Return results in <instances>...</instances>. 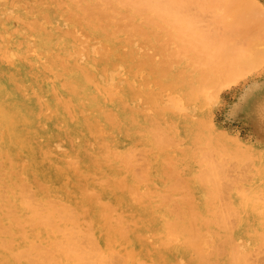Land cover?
<instances>
[{"label":"rangeland","instance_id":"rangeland-1","mask_svg":"<svg viewBox=\"0 0 264 264\" xmlns=\"http://www.w3.org/2000/svg\"><path fill=\"white\" fill-rule=\"evenodd\" d=\"M14 2H12V0H1V2H0V6H3V9L0 7V17H1V15H3L2 17H1V19H0V28L2 29H0V45H2L3 44V48L4 49H6L9 53L12 51V52H14L15 53V59L17 60V59H25V57L32 51V49H31V47L32 46H34V44H35V46L36 47H34L33 48V50L34 51H36V53H42L41 55H44V56H54L58 51H54V50H59V52H60V49H65L66 48V46H64L65 44H68L67 46L70 48V46L72 45H74V44H76L77 43V40H75V39H81L82 40V42H83V39L84 38H87L88 39V37H90V40H87V39H84V45H85V47H86V45L88 44V46H87V50H86V52L88 51H90V50H93L92 48H94V47H91V46H95V48H94V50L93 51H96V50H98L97 48H98V46L101 44L102 46H104L105 47V45H106V47L105 48H108V49H110L109 47H112V49H111V53L108 51L107 52V54H104V53H102L101 54V57L100 58H98L99 56L97 55V57H96V54H94V56L93 57H90L89 55H87L86 53V57H85V59L84 60H87V61H89V64H87L85 67H83L82 68V71L84 72V73H86V74H88L87 75V77H86V79H85V83H86V90H89V91H91V92H93V93H100V94H97L98 96H99V99H101V100H108L109 99V96L103 91V90H107V87H110L109 85H106L107 83L108 84H111V82L113 81V82H115V85L113 84V82H112V87L113 86H115L114 88H119V89H121V88H123V86L125 85V80H126V77H127V74H128V71H126L127 69V66H128V61L130 62V63H136V64H138L139 66H141L144 62L143 61H147V60H149V57H151L152 58V60L154 59L153 58V54H155V59H156V61L155 62H157L159 65L161 64V62L163 63V66H166V68L167 69H169V68H171V72H170V77H174V75L175 74H178V75H181V76H183V77H181V80L182 81H187V80H189V76H191L192 75V73H197L196 72V65H197V59H198V56L196 57V55H195V53L194 52H192L191 50H189V48L190 47H188L187 45L188 44H190L191 42H190V40L188 41V39H185V38H183V36H182V33L179 31V29H178V27L176 26L175 27V24H173V19H172V17L168 14V13H166V14H162V15H155V14H153V13H149V12H145V17H147L148 16V19H149V22H151V23H153V22H155L154 23V25L152 24V26H153V29H152V27H150V26H148L150 23H148V25L146 26L145 24H143L144 22H146V20H144V22H142L143 20V18H144V15H143V13L141 14V15H136V9L134 10L130 5H129V3L127 2V0H119L120 1V3H119V1L118 0H108V2H106L107 3V5H106V3L104 2V0L102 1V0H41V1H43L42 3H41V1L40 0H18V1H16V0H13ZM26 1V2H25ZM38 1V2H37ZM63 1V2H62ZM107 1V0H106ZM111 3H110V2ZM118 1V2H117ZM255 1V4L254 5H252L251 7H250V9L252 10V14H254V16H255V19H256V21L257 20H259V17L257 18V14H258V11H259V14H258V16H260V20L258 21V22H260L261 23V25H262V23H263V27H262V29H264V16L262 15V14H264L263 12V10H264V0H254ZM97 4H101V6H96L95 4L96 3ZM117 2V3H116ZM257 2V3H256ZM260 2V3H259ZM6 3V4H5ZM13 3L15 4L14 6H16V7H14V6H12L13 5ZM18 3V4H17ZM34 3V4H33ZM108 3H110V4H108ZM12 4V5H11ZM42 4H44V5H42ZM53 4V5H52ZM92 4H94V6L92 5ZM121 4V5H120ZM124 4H125V6L127 5H129L128 6V8H129V15H127L128 13L126 12L127 10H128V8H127V10L125 9V6H124ZM261 4V5H260ZM9 5H10V8H9ZM26 5V6H25ZM32 5V6H31ZM90 5H92L93 7H94V9H93V7H90ZM112 5V8H113V6L115 7V8H117V10L118 11H120V12H126L127 14L125 15V13H124V17L126 16H129V17H131V21H133V22H136V23H138V25H141L142 27H145V31H146V33H148V36H146L145 34H143L144 32H138L137 30V27H136V31L137 32H135L134 31V26H138V25H132V23H130L131 21H130V19H129V17H128V19H129V21L126 19V18H123L122 20L120 19V21L121 22H123V23H119V20H117V17H119V15L120 16H122L120 13H118L116 10H115V12L113 11L114 10V8H113V10L110 8V6ZM123 5V6H122ZM48 6H50V7H48ZM60 6V7H59ZM103 6H104V8H103ZM263 6V7H262ZM6 7H7V9H10V10H7L6 9ZM13 7V8H12ZM32 7V8H31ZM105 7L106 8H108V9H105ZM195 7V6H194ZM194 7H190L191 8V11H192V13H197L198 14V19H199V22L196 24V26L197 27H195L194 29H198V30H196L199 34L200 33H205V32H208V33H211L212 35L213 34H217V33H219V32H222V25H219V24H216L215 22H214V17L216 16V13L217 12H215V10H209V11H205V12H200V13H198L199 11L197 10V9H194L193 10V8ZM19 8V9H18ZM41 8V9H40ZM46 8V9H45ZM93 10H92V9ZM101 8H103V10L101 9ZM120 8V9H119ZM256 8V9H255ZM35 10V12H34V10ZM99 9H100V11H99ZM258 9V10H257ZM261 9V10H260ZM7 12H6V11ZM43 10V11H42ZM45 10V11H44ZM96 10V11H95ZM2 11H4L3 13H2ZM12 11H13V13H12ZM36 11H38V12H36ZM42 13H41V12ZM132 11H134V12H132ZM106 12H107V14H106ZM111 12V13H110ZM12 13V14H11ZM19 13V14H18ZM28 13V14H27ZM32 13H39V14H42V15H44L45 16V18L43 19V20H45L43 23L42 22H39L38 21V23H39V25H38V23H37V21L35 22V18L33 19L32 17H31V14ZM44 13V14H43ZM49 13V14H48ZM114 13H115V15H114ZM131 13H134V15H132V16H135V19H132V16H131ZM147 13V14H146ZM9 14H11V15H13V16H10L9 17ZM25 14V15H24ZM48 15V17H47V15ZM103 14V15H102ZM105 14L106 15H110V16H105ZM203 14V15H202ZM256 14V15H255ZM102 15V16H101ZM113 17H112V16ZM149 15H151V16H149ZM154 16V18H152L153 16ZM262 15V16H261ZM39 16H41V15H39ZM100 16H101V18H100ZM168 16V17H167ZM202 16V17H201ZM214 16V17H213ZM17 17H20V19L19 18H17ZM42 17V16H41ZM142 17V18H141ZM162 17V18H161ZM213 17V18H212ZM12 18V19H11ZM51 18V19H50ZM120 18V17H119ZM118 18V19H119ZM140 18H141V20H140ZM155 19L156 20V18H159V19H157L156 21L155 20H152V19ZM167 19V21H166V19ZM168 18H170V19H168ZM3 19V20H2ZM25 21H24V20ZM32 21H31V20ZM49 19H50V21H49ZM73 20V22H71V21H69V20ZM145 19H147V18H145ZM148 19H147V22H148ZM165 19V20H164ZM5 20V21H4ZM31 22H30V21ZM47 20V21H46ZM51 20H52V22H51ZM58 20V21H57ZM79 20V21H78ZM96 20H98V21H96ZM159 20V21H158ZM168 20H170V22L168 21ZM9 21V22H8ZM13 21H15V22H13ZM49 21V22H48ZM126 21H128L130 24L129 25H127L128 24V22H127V24H125L126 23ZM141 21V22H140ZM163 21V22H162ZM164 21H166V22H164ZM3 22V23H2ZM18 22V23H17ZM50 22H51V24H50ZM58 22V25L61 27V26H63L62 27V29L59 27V26H57L56 25V23ZM65 22H66V24H65ZM167 22H169V27H168V23ZM202 22H203V24H202ZM206 22V23H205ZM14 23V24H13ZM41 23V24H40ZM70 23V24H69ZM83 23V24H82ZM109 25H108V24ZM162 23H164V24H162ZM4 24V25H3ZM34 24H36V25H34ZM43 24V26H41ZM45 24V25H44ZM120 24L121 25H123V26H121V28H120ZM163 26H162V25ZM170 24H172V26L170 25ZM202 24V25H201ZM22 25V26H21ZM76 26V27H73V26ZM97 25H98V27H97ZM130 25H132V26H130ZM158 25H161L160 27L158 26ZM164 25H166L165 26V28H164ZM2 26H3V28H2ZM35 26V27H34ZM46 27L45 29L43 28V27ZM82 26V27H81ZM106 26V27H105ZM170 26H171V30H172V33L175 35V36H173V37H170V36H172L173 34H170L171 33V30H170ZM5 27H7V28H5ZM66 27H68V28H66ZM95 27H97V28H95ZM124 27V28H123ZM128 27V28H127ZM130 27V28H129ZM139 27V26H138ZM118 28H120L119 30H121V31H118L117 29ZM126 28H127V30L129 29V31H126ZM148 28H150V33H149V29ZM168 28H169V32L167 31L168 30ZM173 28H174V30H176V31H174L173 30ZM4 29V30H3ZM37 29V30H36ZM57 29V30H56ZM70 29V30H69ZM90 29V30H89ZM105 29V30H104ZM143 28H140L139 30L141 31ZM155 29V30H154ZM159 29L160 30H162V31H160L159 32ZM261 29V30H262ZM6 30V31H5ZM11 30V31H10ZM22 30V31H21ZM38 30H41V31H38ZM46 30H47V32H46ZM53 30H55V31H53ZM74 30V31H73ZM78 30H81V31H79L80 32V34L77 32ZM124 30H125V32H124ZM144 30V29H143ZM8 31V32H7ZM19 31H20V33H21V35H20V33H19ZM45 31V32H44ZM59 31V33H57ZM75 31H76V33H78V36L76 35V33H75ZM111 33H110V32ZM115 31V32H114ZM131 31V32H130ZM135 32V34H133V32ZM151 31H154L152 34H151ZM155 31H157V34L155 33ZM9 32H11V35L9 34ZM17 32V33H16ZM39 32H41V33H39ZM69 32V33H68ZM164 32H168V33H165V35H163L164 34ZM177 32V33H176ZM23 33V34H22ZM36 33V34H35ZM50 33V34H49ZM54 33V34H53ZM67 33H68V35H67ZM99 33V34H98ZM107 33H108V35H107ZM117 33V34H116ZM163 33V34H162ZM26 34V35H25ZM33 36H32V35ZM44 34V35H43ZM47 34H49V35H47ZM87 35V37H85V35ZM105 34H106V36H105ZM14 35H15V37H14ZM28 35L30 36V38L28 37ZM42 35V36H41ZM61 35H63V36H61ZM110 35V36H109ZM127 35L129 36L128 37V39L126 38L127 37ZM136 35V36H135ZM170 35V36H169ZM260 35H261V40L258 42V43H256L255 44V48H256V51H257V53L259 54V55H257L255 58H254V60L253 61H250V65H248V66H246V67H244L243 69H241V70H239V71H237V72H235V73H232V74H226L225 76H223V78H221V79H219V81L217 80L216 82H214V83H212L210 86H208V87H210V89H211V91H212V93L210 94V92L209 91H207L206 89H205V91H207V92H209V95H210V97H207L208 96V93H206L207 95L205 96V97H207V99L209 100V101H207L205 98H204V91L202 92V96L200 95V96H198V98L197 99H199V101L198 100H193L194 102H196V103H194V102H192V101H189L188 99V101L186 100V98L184 97V95L181 93V92H179V93H177V94H179V95H177L176 93L174 94V93H170V92H168V91H165L164 93L163 92H161L160 91V96L159 97H156L155 96V98H154V100H153V102H150V104H148V103H145V104H143L142 106H141V108H140V110H139V108H133L132 110H133V114L132 115H134V116H129V115H127L128 117H126V118H123V121L121 122V124H114V122H110V119L107 117V116H103V115H101V114H99V118L102 120V124H104V127H106L107 129H109V130H107V132H108V134L110 135H107V137H105V142L104 141H101V142H97L96 141V143L94 144H92V147H90L91 148V150L92 151H96V152H98V154L100 155V157H101V161H102V169L99 171V172H97L96 174H93L94 176H92V179H94L95 181H94V183L93 184H91L92 186V188H90V189H93L94 190V192H95V195L96 194H98V196L96 195L95 197L97 198H95V200L97 201V203H100L101 204V202L102 203H104L105 204V202H106V204H110V205H108V206H110L109 207V210L108 209H106V210H108V211H106V210H104L102 213V219H100V222H102V225H103V223H107L106 225H110V223H112L111 225L114 227H112L111 225V229L110 228H108V229H110V230H115V231H118V233H122V235H123V232H124V234L125 233H127V234H130V232H132V229H133V231H134V229H135V225L136 224H139L138 223V221H135L134 219H133V217H131L130 215L128 216V214H125V213H127V211H125L123 208L124 207H120L119 206V204H117V203H115V202H113L111 199H112V195L111 194H113V192H110V193H106V194H104L105 193V189L107 188V190L106 191H112V190H115V189H117L118 191H119V189L118 188H116V185H118V183H121V181L122 180H125V181H127L128 182V184L129 185H131V186H134V184L135 185H137V186H139L140 188L141 187H143L144 189H145V192H144V196H142V199H140L139 201H140V203H138V202H135V201H133V200H125V199H127L126 197H124V200L126 201L125 202V206H127V207H125V208H128V207H132V206H134V208H136L137 209V211H138V213L139 214H137V217L138 218H140V219H142V220H144V221H146V222H148L149 220V222L147 223V226H149V227H147V229H150V234L151 235H153L155 238H156V242H160L161 240H162V238H164L167 234H164V233H167V232H169V233H171L170 231H174V229H175V231L177 230V229H179V230H181V232H180V234L181 235H179V239H184L183 240V243H182V246H184L185 247V249H188L187 247H188V245H189V243L187 244V243H184V241H186V239H189V237H193V235H195L194 237H196V236H199V237H203L202 239L204 240V243L206 244V241L208 242V243H210V241H212V239H213V241L212 242H214L213 243V245L210 243L209 245H208V243H207V247H206V252L207 253H205L204 252V254H203V251H205V246L206 245H204L203 246V251L201 252V259L199 258L200 257V255H199V257L198 258H195V260L194 261H196L197 263H195V264H223V262L225 263V264H232V263H230V261L231 260H233V263L234 264H238V262L239 261H241V263L242 264H247V263H253V262H256V263H260V264H264V244L262 245L261 243H264V206L263 207H261L260 205H262V204H264L263 202H264V197H263V195H264V39H263V35H264V30H262L261 32H260ZM31 36H32V38H31ZM48 36V37H51V38H54V42L52 43V42H46L44 39L46 38V37ZM75 36V37H74ZM109 36V37H108ZM123 36V38H121ZM150 36V37H149ZM163 36V37H162ZM170 38H169V37ZM177 36V37H176ZM181 36V37H180ZM5 37V38H4ZM13 37V38H12ZM26 37V38H25ZM45 37V38H44ZM64 38V40H63V38ZM101 37V38H100ZM103 37V38H102ZM111 37V38H110ZM113 37V38H112ZM169 39H168V38ZM3 38V39H2ZM9 38V39H8ZM15 38H16V40H15ZM36 38V39H35ZM56 38V39H55ZM66 38H68V39H66ZM69 38H70V40H69ZM92 38V39H91ZM97 38H98V40L99 41H101V42H99L98 40H97ZM165 38H167L166 39V42H165ZM172 38V39H171ZM30 39V40H29ZM57 39H60V40H57ZM95 41H94V40ZM109 39H110V41H109ZM117 40V41H115V40ZM120 39V40H119ZM135 39V40H134ZM138 39V40H137ZM175 39H177L176 40V43L178 42L179 44H180V41H181V43H183V44H181V45H179L178 46V44H176L175 43ZM180 41H179V40ZM183 39L185 40V41H183ZM8 40H10V41H8ZM29 40V41H28ZM36 40V41H35ZM107 40V41H106ZM169 40H174V41H170V43H172V45H175V46H172L170 43H169V45H168V43H167V41H169ZM24 41H27V42H24ZM57 41V42H56ZM96 41H98L99 43H97ZM115 41V42H114ZM123 41V42H122ZM186 41H187V43H186ZM263 41V42H262ZM2 42V43H1ZM6 42V43H5ZM10 42H11V44H10ZM31 42H35V43H31ZM38 42V43H37ZM70 42V43H69ZM74 42V43H73ZM87 42H89V43H87ZM93 42H94V44H93ZM114 42V43H113ZM118 42V43H117ZM147 42V43H146ZM51 43V44H50ZM56 43V44H55ZM59 43V44H58ZM72 43V44H71ZM106 43V44H105ZM108 43V44H107ZM112 43V44H111ZM164 43V44H163ZM174 43V44H173ZM247 42H245V40H242V41H240V43L238 44V51L239 52H245V51H247V47H248V44H246ZM18 46H17V45ZM50 44V45H49ZM55 44V45H54ZM62 44H64V45H62ZM114 44V45H113ZM116 44H117V46H116ZM129 44V45H128ZM161 46H160V45ZM185 44H186V49H183V48H185L184 46H185ZM247 46H246V45ZM260 44H261V46H260ZM12 45V46H11ZM41 45V46H40ZM47 45L49 46V47H47ZM61 45V46H60ZM109 45V46H108ZM167 45V46H166ZM8 46V47H7ZM56 46V47H55ZM60 46V47H59ZM71 46V47H72ZM115 46V47H114ZM119 46H120V48H119ZM122 46V47H121ZM126 48H125V47ZM132 48H131V47ZM141 46V47H140ZM150 46V47H149ZM169 46H172V48L171 47H169ZM181 46V47H180ZM245 46V47H244ZM16 47V50L14 49ZM43 47V48H42ZM51 47V48H50ZM65 47V48H64ZM143 47V48H142ZM158 47L160 48V49H158ZM168 47V48H167ZM242 47V48H241ZM261 47V48H260ZM100 48L102 49L103 47H101V46H99V51H100ZM105 48H103V49H105ZM125 48V49H124ZM142 48V49H141ZM166 48V49H165ZM169 48H171V49H169ZM181 48V49H180ZM259 48L261 49V50H259ZM15 51H14V50ZM49 49V50H48ZM54 49V50H53ZM90 49V50H89ZM102 49V50H103ZM119 49V50H118ZM122 49V50H121ZM126 49H127V51H126ZM130 49V50H129ZM132 49H133V51H132ZM145 49H147V50H145ZM168 49V50H167ZM172 49L174 50L173 52H170V51H172ZM178 49V50H177ZM179 49H180V51H179ZM18 50V51H17ZM21 50V51H20ZM26 50V51H25ZM31 50V51H30ZM41 50V51H40ZM52 50V51H51ZM114 50H116V52L114 51ZM182 50H183V54H182ZM30 51V52H29ZM104 52L106 51V50H103ZM102 51V52H103ZM122 51V52H121ZM124 51V52H123ZM172 54H170L169 52ZM176 51H179V52H177V53H175ZM186 51V52H185ZM193 53V57L195 58L196 57V61H190V60H195L194 58H192V57H190V56H192V53ZM21 53V55H20V53ZM131 52V53H130ZM136 52V53H135ZM140 52V53H139ZM189 52V53H188ZM261 52V53H260ZM44 53V54H43ZM118 53H120V55H121V57L119 56V55H116V54H118ZM125 53V54H124ZM126 53H127V55H126ZM169 55H168V54ZM180 53V54H179ZM187 53V54H186ZM27 54V55H26ZM52 54V55H51ZM124 54V55H123ZM132 54V55H131ZM138 54V55H137ZM165 54V55H164ZM175 54V56H173ZM189 54H190V56H189ZM23 55V56H22ZM107 55V56H106ZM123 55V56H122ZM131 55V56H130ZM170 55H171V57H172V59L174 60V57H175V59L177 58V62L179 63V61L180 60H182V61H180V65L179 64H177L175 61H172L171 60V58H169L170 57ZM176 55H177V57H176ZM182 55V56H181ZM187 55L189 56V57H187ZM64 56V55H63ZM90 58H88V57ZM104 56H106V57H104ZM109 56V57H108ZM115 56V57H114ZM128 59V60H123V59H126L125 57ZM133 56V57H132ZM146 56V57H145ZM158 56V57H157ZM164 56H166V58H164V62H166V63H164L162 60H163V57ZM66 59H67V56H64ZM143 57V58H142ZM148 57V58H147ZM185 57H187V58H185ZM139 58V59H138ZM158 58V59H157ZM180 58V59H179ZM189 58V59H188ZM191 58V59H190ZM71 59H73V58H71ZM93 59V60H92ZM107 60L106 62L105 61H103V60ZM122 59V60H121ZM147 59V60H146ZM170 59V60H169ZM178 59H179V61H178ZM188 59V60H187ZM114 61V62H112V61ZM116 60V61H115ZM97 61V62H96ZM100 61H101V63H100ZM122 61V62H121ZM167 61H169V63H170V61H172L173 62V64H172V62H171V66H173V68L172 67H167V65L168 66H170L169 65V63L167 62ZM110 62V63H109ZM119 62V63H118ZM126 62H127V64H126ZM143 62V63H142ZM175 62V63H174ZM257 62V63H256ZM260 62V63H259ZM104 63V64H103ZM140 63V64H139ZM142 63V64H141ZM168 63V64H167ZM92 64H94V65H92ZM118 64V65H117ZM145 64V63H144ZM189 64H192L193 66H191V65H189ZM104 65H106L105 67H103ZM121 65V66H120ZM124 65V66H123ZM177 65V66H176ZM256 65V66H255ZM89 66V67H88ZM94 66H95V68H94ZM110 66V67H109ZM114 66H115V68H114ZM118 66V67H117ZM120 66V67H119ZM91 67V68H90ZM99 67L100 68H102V69H99ZM113 67V68H112ZM117 67V68H116ZM123 67L125 68V70L123 69ZM192 67V68H191ZM90 68V69H89ZM97 68V69H96ZM175 68H178V69H175ZM181 68V69H180ZM183 68V69H182ZM186 68V69H185ZM193 68H195L194 70H193ZM85 69H88V70H86L85 71ZM92 69V70H91ZM141 69H145V70H147L148 72H149V67L148 66H146V65H144L143 66V68H141ZM174 69V70H173ZM189 69H191V70H189ZM94 70H95V72H94ZM112 72H111V71ZM115 70V71H114ZM121 72H123V73H121ZM170 70V69H169ZM174 72H173V71ZM183 72H182V71ZM104 71V72H103ZM114 71V72H113ZM122 75H120V76H118V75H116V74H114V73H118V72ZM125 71V72H124ZM180 71V72H179ZM185 71H186V73H185ZM96 72H97V74H96ZM101 72V73H100ZM176 72H178V73H176ZM188 72H190V73H188ZM46 73H47V75L50 77V78H52L53 76H54V72L53 71H46ZM99 73V74H98ZM106 73V74H105ZM111 73L113 74L112 76H111ZM184 73V75H182V74ZM189 75H188V74ZM243 73V74H242ZM102 74V75H101ZM110 75V76H109ZM125 75V77H123ZM91 76V77H90ZM97 76V77H96ZM102 76V77H101ZM103 76H104V79H103ZM184 76H186V78L184 77ZM122 79V80H120V78ZM226 77V78H225ZM107 78V79H106ZM118 79V81H117V79ZM124 78V79H123ZM183 78V79H182ZM110 81H109V80ZM116 81H115V80ZM185 79V80H184ZM226 79V80H225ZM92 80V81H91ZM94 80V81H93ZM103 80V81H102ZM221 80L223 81V82H221ZM232 80V81H231ZM50 81L52 82L53 81V78H52V80L50 79ZM100 81H102V82H100ZM107 81V82H106ZM123 81V82H122ZM229 81V82H228ZM106 84H105V83ZM117 82V83H116ZM97 83H99V84H97ZM102 83L105 85V86H103L102 85ZM220 83V84H219ZM87 84H89V85H91V87L89 86V85H87ZM124 84V85H123ZM216 84H218L217 86H216ZM95 85V86H94ZM117 85V86H116ZM121 85H123V86H121ZM224 85V86H223ZM254 85V86H253ZM47 86V84H45V87ZM87 86H88V88H87ZM103 86V87H102ZM119 86V87H118ZM211 86H212V88H211ZM214 86H216V87H218V88H216V87H214ZM262 86V87H261ZM106 87V88H105ZM214 87V88H213ZM83 87H82V85L80 86V89H82ZM251 88V89H250ZM95 89V90H94ZM209 89V88H208ZM209 89V90H210ZM216 89V90H215ZM219 89V90H218ZM254 89V90H253ZM256 89H257V91H256ZM93 90V91H92ZM215 93H214V92ZM67 92V93H66ZM65 92V94H63V95H60V98L61 99H63V98H68L69 99V101L70 100H72L71 99V96H72V92L70 91V90H67ZM214 93V94H213ZM250 93V94H249ZM106 94V95H105ZM247 94V95H246ZM65 95V96H64ZM67 95V96H66ZM162 95V96H161ZM173 95V96H172ZM211 95H213V96H211ZM249 95H251V96H249ZM62 96V97H61ZM64 96V97H63ZM108 96V97H107ZM78 97V96H77ZM102 97V98H101ZM210 98H212V99H210ZM250 98V99H249ZM158 99V100H157ZM167 100V103H166V106H165V108H167V112L165 111V108L164 109H162V107L161 106H158L159 108H157V103H159L160 105H161V102H163L164 103V100ZM180 99V100H179ZM77 100H78V98L75 100V101H70V104H72L71 106H72V108H71V111L73 112V113H75L76 112V109H74L73 108V106L74 105H77ZM160 100V101H159ZM169 101H177V103L178 102H181L182 103V101H183V103L181 104V103H178V104H180V108H178V107H175V108H173L174 110H173V112L171 111L172 110V107H170V105H169ZM108 102H109V105H108V109L109 110H111V109H113V108H117V109H120L121 108V105H118V104H116V106L115 105H110L111 104V102H113L112 101V99L111 100H108ZM134 104V102L132 103V105ZM155 104V105H154ZM188 106H187V105ZM195 104V105H194ZM134 105H136V104H134ZM168 105V106H167ZM181 105H183V108L181 107ZM186 105V107H184ZM194 105V106H193ZM179 106V105H178ZM206 106V107H205ZM133 107V106H132ZM192 108V110L190 109V108ZM195 107V109H193ZM247 107V108H246ZM96 108V106L94 105V109ZM145 108H147V109H145ZM151 108V109H150ZM171 110H170V109ZM180 110L181 108H182V112L181 111H179L178 112V109ZM189 109L188 111H184L185 109ZM197 108V109H196ZM143 109H145V110H143ZM151 110L150 112L148 111L147 113L145 112V111H147V110ZM186 109V110H187ZM169 110H170V112H169ZM138 113H136V112ZM140 111V112H139ZM163 111H165V113L163 112ZM181 112V113H180ZM185 112V113H184ZM135 113V114H134ZM177 113H179V114H177ZM144 114V115H143ZM167 116H166V115ZM172 114H174V115H172ZM193 114V115H192ZM140 115V116H139ZM149 115V116H148ZM191 115V116H190ZM101 116V117H100ZM137 116V117H136ZM183 116V117H182ZM208 116H210V117H208ZM103 117H104V119H103ZM130 117V118H129ZM133 117H135V118H133ZM140 117H141V119H140ZM145 117V118H144ZM148 117V118H147ZM165 117V118H164ZM188 118V119H187ZM191 118H194V120L193 119H191ZM253 118V119H252ZM155 119H156V121H155ZM185 119V120H184ZM210 119V120H209ZM107 120V121H106ZM109 120V121H108ZM133 120H134V122H133ZM137 120H139V121H137ZM174 120H175V122H174ZM178 120V121H177ZM180 120V121H179ZM196 120H197V122H196ZM207 120V121H206ZM106 121V122H105ZM144 121V122H143ZM147 121V122H146ZM158 121H160V122H158ZM188 121V122H187ZM193 121V122H192ZM200 121V124L202 123V124H204V123H206V124H208L210 127H209V129L207 128V126L205 125L204 127H206V130H205V128H203L201 125H199V122ZM202 121V122H201ZM135 122H137V124L135 123ZM141 122V123H140ZM143 122V123H142ZM146 122V123H145ZM156 122V123H155ZM191 122V123H190ZM209 122V123H208ZM128 123V124H127ZM192 123H193V125H192ZM110 124H112V125H110ZM134 124V125H133ZM141 124V125H140ZM160 124V126H158ZM110 125V126H109ZM118 125H119V127H118ZM123 127H122V126ZM156 125V126H155ZM193 127H192V126ZM195 125L196 126H198V127H195ZM213 125V126H212ZM132 126V127H131ZM155 126V127H154ZM172 128H171V127ZM176 126V127H175ZM177 126H179V127H177ZM182 126V127H181ZM111 127V128H110ZM136 127V128H135ZM152 127H154V128H152ZM190 127H191V130H189L190 129ZM201 127H202V130H201ZM259 127H260V129H259ZM142 128V129H141ZM160 130H158V129ZM186 128V129H185ZM198 128H200V129H198ZM220 128V129H219ZM152 129V130H151ZM180 129V130H179ZM184 129H185V131H184ZM197 130L198 129V131H194V130ZM258 129H259V133H258ZM116 130H118V131H116ZM146 130V131H145ZM156 130V131H155ZM164 130V131H163ZM178 130V131H177ZM205 130V131H204ZM210 132H209V131ZM220 130V131H219ZM224 131V132H222V131ZM151 131V132H150ZM153 131V132H152ZM167 131V132H166ZM169 131V132H168ZM171 131V132H170ZM194 131V132H193ZM213 131H215V132H213ZM116 132H117V134H116ZM129 132V133H128ZM134 132V133H133ZM140 132H141V134H140ZM143 132V133H142ZM160 132V133H159ZM162 132H164V133H162ZM187 132V133H186ZM192 132V133H191ZM196 132L198 133V136H195L196 135ZM206 132V133H205ZM122 133V134H121ZM167 133V135H165ZM176 133V134H175ZM207 133H209L208 134V136L209 135H211V142L210 141H208V136H207ZM214 133V135H212ZM219 133H221V134H219ZM258 133V134H257ZM143 134V135H142ZM148 134V135H147ZM180 134V135H179ZM183 134V135H182ZM195 134V135H194ZM218 134V135H217ZM226 134V135H225ZM114 135H116V136H114ZM147 135V136H146ZM156 135H157V137H156ZM160 135V136H159ZM205 135V136H204ZM109 136V137H108ZM176 136V137H175ZM191 136V137H190ZM194 136V137H193ZM204 138H203V137ZM207 136V137H206ZM216 136V137H215ZM72 137V138H71ZM71 137H66V138H64L62 141H59V139H57L58 141H56L58 144H60V146L58 145V146H56L55 147V145H54V148H53V150L55 151V152H57V154L59 153V154H71V153H74V151H76V150H79V151H77V152H80V153H82V157H78L77 159L78 160H76V163L77 164H82V163H84L85 162V160H84V158L83 157H85V152H83V150H81V148H82V144H83V139L82 138H79V136H77V135H75V134H72L71 135ZM117 137V138H116ZM127 137V138H126ZM134 137V138H133ZM147 137H149V138H147ZM153 137V138H152ZM164 137V138H163ZM167 137V138H166ZM168 137H171L170 139L168 138ZM206 137V138H205ZM221 137V138H220ZM235 137V138H234ZM74 138V140H72ZM120 138V139H119ZM146 138V139H145ZM156 138V139H155ZM186 138V139H185ZM191 138V139H190ZM193 138V139H192ZM200 138V139H199ZM226 138V139H225ZM52 139H54V138H52ZM68 139V140H67ZM78 139V140H77ZM107 139V140H106ZM114 139H116V140H114ZM118 139V140H117ZM133 139V140H132ZM165 139V140H164ZM168 139V140H167ZM172 139V140H171ZM196 139V140H195ZM203 139V140H202ZM218 139V141H216ZM144 140V141H143ZM147 140V141H146ZM178 140V141H177ZM184 140V141H183ZM206 140V141H205ZM229 142H228V141ZM79 143H78V142ZM116 141V142H115ZM120 141V142H119ZM160 141V142H159ZM163 141V142H162ZM168 141H177V142H179L178 144H177V146L178 145H180V150H178V147L175 145L176 144V142H175V144L172 142V143H170V142H168ZM199 141H201V142H199ZM213 141V142H212ZM216 141V142H215ZM221 141V142H220ZM231 141V142H230ZM238 141V142H237ZM81 142V143H80ZM107 142V143H106ZM125 142V143H124ZM150 144H149V143ZM166 142V143H165ZM209 142L210 143H212V144H210V145H208L209 144ZM219 142V144L217 145L216 143H218ZM77 143V144H76ZM110 145H109V144ZM157 143V144H156ZM159 143H160V145H159ZM165 144V145H163V147H161L162 146V144ZM169 143H170V145H169ZM206 143V144H205ZM225 143V144H224ZM238 143H240V145L238 144ZM78 144L80 145V146H78ZM101 144H102V146H101ZM120 144V145H119ZM146 144H148V145H146ZM151 144H153V146L151 145ZM167 144V145H166ZM221 144V145H220ZM241 144H242V146H241ZM71 145V146H70ZM74 145V146H73ZM75 145H77V146H75ZM96 145V146H95ZM109 145V146H108ZM171 147L170 149H167L166 147H168L169 148V146ZM172 145H173V147H174V145H175V149L172 147ZM199 145V146H198ZM203 145V146H202ZM212 145V146H211ZM239 145V146H238ZM121 148H120V147ZM131 146V147H130ZM134 146V147H133ZM135 146H137V147H135ZM158 146H160V147H158ZM166 146V147H165ZM183 148H182V147ZM208 146H210L209 148H208ZM219 146V147H218ZM220 146H222V147H220ZM224 146V147H223ZM226 146V147H225ZM227 146H228V148H227ZM71 147V148H70ZM75 147V148H74ZM98 147V148H97ZM100 147V148H99ZM102 147V148H101ZM104 147L106 148V149H104ZM108 147L110 148V149H108ZM126 147V148H125ZM154 147V148H153ZM166 149H165V148ZM192 147V148H191ZM206 147V148H205ZM212 147H214L215 148V150L212 148ZM216 147H218V148H216ZM252 147H253V149H252ZM59 148V149H58ZM62 148V149H61ZM68 150H66V149ZM131 148V149H130ZM136 150H134V149ZM140 148V149H139ZM165 150H164V149ZM183 150H182V149ZM187 148V149H186ZM219 148H221V149H223V150H221V149H219ZM226 148V149H225ZM244 148V149H243ZM64 149V150H63ZM94 149V150H93ZM128 149V150H127ZM157 149V150H156ZM173 149V150H172ZM227 149H228V151H227ZM232 149H234V150H232ZM236 149V150H235ZM240 149V150H239ZM70 150V151H69ZM101 150V151H100ZM105 150V151H104ZM151 150H153L152 152H149V151H151ZM167 150V151H166ZM182 150V151H181ZM213 150V151H212ZM250 150V151H249ZM103 151V152H102ZM110 151V152H109ZM117 151V152H116ZM130 151H131V153H130ZM133 151H134V153H133ZM141 151H143L144 153H145V155H144V153L143 152H141ZM168 151H170V152H168ZM176 151H178V152H176ZM183 151H184V155H183ZM196 151V152H195ZM231 151H233V153H231ZM241 151V152H240ZM124 152V153H123ZM138 154H137V153ZM205 152V153H204ZM212 152V153H211ZM219 152H220V154H219ZM224 152H226V153H224ZM247 152V153H246ZM254 152V153H253ZM111 153V154H110ZM121 153V154H120ZM163 153V154H162ZM169 153V154H168ZM178 153V154H177ZM189 153L191 154L190 156H189ZM203 153V154H202ZM215 155H214V154ZM225 154V155H223L224 157H221V158H223V159H221L220 158V156H222L221 154ZM253 153V154H252ZM110 154V155H109ZM115 154V155H114ZM128 154V155H127ZM136 154V155H135ZM157 154V156H155ZM161 156H160V155ZM166 154V155H165ZM173 154H174V156H173ZM202 154V155H201ZM209 156H208V155ZM227 154V155H226ZM109 155V156H108ZM129 155H132V156H129ZM177 155V156H176ZM200 155V156H199ZM220 155V156H219ZM234 156V158L232 159V157ZM243 155H244V157H243ZM247 155V156H246ZM155 156V157H154ZM197 156V157H196ZM227 156V157H226ZM230 156V157H229ZM236 156V157H235ZM242 157V159H241V162H240V158ZM251 156V157H250ZM88 157H89V154H88ZM119 158V159H121L122 157V159H124L125 160V163H124V161L121 159V161H123V162H120L119 161V159H117V158ZM137 157V158H136ZM147 157V158H146ZM167 157V158H166ZM168 157H171V158H168ZM174 157V158H173ZM176 157V158H175ZM189 157H191V158H189ZM226 157V158H225ZM239 157V158H238ZM115 159H117V160H115V162H114V160ZM133 158H136V160L135 159H133ZM153 158V159H152ZM154 158H155V160H154ZM157 158V159H156ZM166 158V159H165ZM210 158H212V160L210 159ZM236 158H238V160L236 159ZM244 158V159H243ZM3 159V157L1 156V152H0V165H2V163H4L2 166H0V174H3L4 173V175H0L1 177H0V191H2V192H0V201H2V202H0V203H2V206H1V204H0V206L1 207H3V208H1L0 207V218H2V219H0V230H2L1 232H0V264H42V263H40L37 259L39 258V256L41 257L42 255H45L46 256V254L47 255H49V254H52V256L50 255V260L49 261H47L46 263H44V264H53V263H57V264H77V262H76V260H72V257L71 258H68V257H64L63 255H62V253L60 252L61 251V248H60V246L62 245V246H65L66 245V242H68L69 240L67 239L68 238V236H71L72 234H74V233H76V232H78V231H80L81 229L80 228H82L83 229V227H85L86 228V225H87V219H86V215H84V213H82V210H79V209H77L76 207H75V209H74V207L72 208V209H74V210H70L69 209V214H71L72 213V211L74 212L73 213V215L71 214V215H68L70 218L69 219H67L66 221H65V224L67 225L66 227H64L65 225L63 224V223H60V220L58 221V219H59V217L64 213V210H65V208L66 207H70V205H68L69 203H67V202H65V199L64 198H62V197H60V196H53V197H49L48 199H47V196H45V197H43V196H38L37 195V197L36 198H34V200H35V211L34 212H29V211H27V210H25L24 209V206H22V204L25 202V200L27 199V197L26 196H29V194H30V192H33V190H35L36 188H37V180H35V178H33V177H29L28 179H26V180H23V181H21L22 183V185H18L17 183H14V182H12V179H10L11 178V171H10V169H9V167H7L8 165H6V163H5V161H4V159ZM148 159V160H147ZM170 159H172V161H175V162H169V160ZM178 161H177V160ZM207 161H206V160ZM210 159V160H209ZM228 159V160H227ZM230 159V160H229ZM231 159H232V161H231ZM84 160V161H83ZM128 160H130V161H128ZM158 160V161H157ZM214 160V161H213ZM222 160V161H221ZM234 160H237V161H234ZM244 160H246V162L244 161ZM263 160V161H262ZM132 161V162H131ZM152 161V162H151ZM155 161V162H154ZM165 161H166V163H167V165H168V163H170L169 165H171V167H172V170H171V172L173 173V174H175L176 175V177H174L173 175H171L170 174V169L168 170V168H170L169 166H167V165H165L166 163H165ZM168 161V162H167ZM210 161V162H209ZM225 161V162H224ZM243 161L245 162V163H243ZM247 161H250L249 163H251L250 165H249V163L247 162ZM255 163H254V162ZM110 162V163H109ZM112 162V163H111ZM127 162V163H126ZM160 162V163H159ZM224 162V163H223ZM228 162V163H227ZM238 162H240V163H238ZM110 165H109V164ZM120 163H122V164H120ZM136 163V164H135ZM149 163V164H148ZM178 163V164H177ZM213 163H214V165H213ZM260 163H261V165H260ZM105 164V165H104ZM160 164V165H159ZM177 164V165H176ZM201 164H202V166H201ZM204 164V165H203ZM221 164V165H220ZM225 164V165H224ZM244 164V165H243ZM246 164V165H245ZM249 166H248V165ZM5 165V166H4ZM107 165H109V166H107ZM118 165V166H117ZM126 165H128V166H131V168H132V166L134 167V168H130V167H128L127 166V168H126ZM148 165V166H147ZM172 165H174V167L172 166ZM184 166V168L182 167V166ZM200 165V166H199ZM209 165V166H208ZM222 165H224V166H222ZM234 165H235V167H236V169L235 168H233L234 167ZM237 165V166H236ZM242 165V166H241ZM252 165V166H251ZM122 166V167H121ZM123 166H124V168H123ZM137 166V168H135ZM152 166V167H151ZM179 166V167H178ZM197 166V167H196ZM216 166H219V168L218 167H216ZM231 166V167H230ZM245 166H248V168L247 167H245ZM253 166H255V170H254V167ZM4 167V168H3ZM108 167H109V169H108ZM112 167V168H111ZM116 167V168H115ZM150 167V168H149ZM177 167V168H176ZM195 167V168H194ZM216 168V170L215 169H213V171H212V169L211 168ZM226 167V169H224ZM228 167V168H227ZM244 167L246 168V169H244ZM258 167V168H257ZM8 168V169H7ZM130 168V169H129ZM142 168V169H141ZM154 168V169H153ZM161 168V169H160ZM184 170H183V169ZM222 168V169H221ZM241 168V169H240ZM252 168V169H251ZM260 168V169H259ZM4 169V170H3ZM114 169V170H113ZM119 169V170H118ZM128 170V172H127V170ZM136 169V170H135ZM149 169V170H148ZM197 169V170H196ZM228 169V170H227ZM250 169H251V171H250ZM260 170L259 171V173H257L256 172V170ZM6 170V171H5ZM110 170V171H109ZM118 172H116V171ZM142 170H143V172H142ZM146 170H148L147 172H145ZM159 170H161V171H159ZM175 170V172L176 173H174L173 171ZM199 170V171H198ZM202 170V171H201ZM238 170V171H237ZM2 171H5V172H2ZM105 171V172H104ZM118 174H116L115 172ZM126 171V172H125ZM134 171H136L135 173H133ZM152 171H153V173H152ZM165 171H167V173L165 172ZM179 172V174H178V172ZM183 171V172H182ZM226 171H227V173H226ZM240 171L241 172H243V174L242 173H240ZM2 172V173H1ZM8 172V173H7ZM91 172V169L90 170H85V171H83L80 175L82 176V174H83V177H87L88 175H89V173ZM109 172V173H108ZM132 172V173H131ZM141 172V173H140ZM158 172V173H157ZM201 172V173H200ZM209 174H208V173ZM229 172V173H228ZM244 172H245V175H247V177L245 178V175H244ZM7 173V174H6ZM103 173H104V175L106 176V177H104V178H102L103 177ZM109 176H107L106 174ZM114 173V174H113ZM130 173V174H129ZM147 173H149V174H147ZM166 173V174H165ZM193 173V174H192ZM210 173H211V176H210ZM213 173H214V176H213ZM216 173V174H215ZM221 173V174H220ZM237 173V174H236ZM242 175V177H240L241 175ZM252 173V174H251ZM87 174V175H86ZM98 174V175H97ZM116 174V175H115ZM133 174L135 175V176H133ZM140 174L142 175V177L140 176ZM156 174V175H155ZM163 174H164V176H163ZM223 174V175H222ZM255 174V175H254ZM115 175V176H114ZM130 175V176H129ZM137 175V176H136ZM167 175V176H166ZM215 175H216V177H215ZM235 175V177H236V180H237V178L238 179H240V181L239 180H237L238 182H235V180H234V178H233V176ZM4 176V177H3ZM8 176V177H7ZM80 176V177H81ZM91 175H89L87 178H85V180H88L89 179V177H90ZM113 176V177H112ZM125 176V177H124ZM139 176V177H138ZM170 176V177H169ZM172 176V177H171ZM200 176V177H199ZM213 176V177H212ZM221 176V177H220ZM228 176H230V178L228 177ZM255 176H256V178H255ZM6 177H7V179H6ZM96 177V178H95ZM98 177H99V179H98ZM121 177H123V178H121ZM128 177H130V178H128ZM137 177H138V179H137ZM189 177V178H188ZM211 177V178H210ZM226 177H228L229 178V180H227L226 179ZM232 177V178H231ZM240 177V178H239ZM4 178V179H3ZM33 178V179H32ZM82 178V177H81ZM124 178H127V180L126 179H124ZM145 178V179H144ZM147 178V179H146ZM185 180V182H183L184 180ZM209 178V179H208ZM214 180H213V179ZM219 178H221V180L219 179ZM251 178V179H250ZM32 179V180H31ZM98 179V180H97ZM131 179V180H130ZM149 179V180H148ZM175 179H177V180H175ZM180 179L181 180H183V181H181L182 182V184H181V182H180V185H181V187L179 188L178 186L176 187V185H178V183H179V181H180ZM213 181H212V180ZM232 179V180H231ZM246 179V180H245ZM261 179V180H260ZM3 182H2V181ZM6 180H7V182H6ZM11 180V181H10ZM33 180H34V182H33ZM100 180V181H99ZM104 180L106 181V182H104ZM117 182H116V181ZM133 180V181H132ZM138 180H139V182H141V183H139L138 182ZM144 181L145 180V182L143 183L142 181ZM161 180V181H160ZM168 180V181H167ZM171 180V181H170ZM188 180H190V181H188ZM215 180H218L217 181V185H216V181ZM245 180V181H244ZM115 181V182H114ZM119 181V182H118ZM137 181V182H136ZM148 181H150V182H148ZM151 181H153V183H155V184H153ZM158 181V182H157ZM172 181H173V183L174 184H172ZM177 181V184L175 183ZM193 181V182H192ZM196 181V182H195ZM209 181H211V182H209ZM225 181L227 182V183H229L228 185H227V183H225ZM10 182V183H9ZM27 182H28V185H27ZM96 182V183H95ZM109 182H111V183H108ZM124 182V181H123ZM122 182V183H123ZM157 182V183H156ZM160 182H162V183H160ZM188 184H187V183ZM192 182V183H191ZM200 182V183H199ZM213 182V183H212ZM218 182H219V184H218ZM220 182L224 185H222V184H220ZM232 182H235L233 185L234 186H231L232 185ZM6 183V184H5ZM16 185V186H14V184ZM36 183V184H35ZM98 183V184H97ZM103 183V184H102ZM115 183V184H114ZM165 183H166V185H165ZM172 185H171V184ZM185 183V184H184ZM191 183V184H190ZM197 185H195V184ZM206 184V185H204V184ZM210 183V184H209ZM5 184V185H4ZM8 184V186H6ZM105 184V185H104ZM109 185V186H107V185ZM138 184H140V185H138ZM141 184H143V185H141ZM170 184V185H169ZM194 184V185H193ZM203 184V185H202ZM212 184H214L213 186H212ZM241 185V186H237V185ZM3 185H4V188H3ZM31 185V186H30ZM111 185H112V187H111ZM148 185V186H147ZM152 185V186H151ZM164 185V186H163ZM179 185V186H180ZM182 185H184V186H187L188 185V187H189V190H188V187H184V186H182ZM227 185V186H226ZM235 185H236V187H235ZM18 186V187H17ZM25 186H27V187H25ZM29 186V187H28ZM97 186V187H96ZM168 186V187H167ZM173 186H175V187H173ZM206 186V187H205ZM221 186H222V188H221ZM226 186V187H225ZM255 186V187H254ZM7 187V188H6ZM10 189H9V188ZM15 187V191L14 190H11V189H13V188ZM23 187V188H22ZM94 187V188H93ZM100 187V188H99ZM148 187V188H147ZM153 187H155V188H153ZM160 187V188H159ZM165 187H167L168 189L170 188L171 189V187H172V189L170 190H168L167 188H165ZM195 187V188H194ZM207 187H209V189L207 188ZM213 187V188H212ZM216 187V188H215ZM230 187H232V188H230ZM234 187V188H233ZM238 187H240L241 188V190H240V188H238ZM244 187H246L245 188V190H243L242 191V189L244 188ZM249 187V188H248ZM95 188H97L96 190H95ZM102 188V189H101ZM110 188V190H108ZM150 188V189H149ZM163 188V189H162ZM175 188H178L177 190L178 191H180V192H177V190H175L174 191V189ZM191 188V189H190ZM198 188V189H197ZM205 188V189H204ZM221 188V189H220ZM7 190V193H6V190ZM20 189H22L23 190V192H24V194H23V192H22V190H20ZM28 189H30V190H28ZM112 189V190H111ZM132 188H129L128 189V186H127V190H125L126 191V193H125V195H127V194H129L130 193V190H131ZM150 190V192H147V191H149ZM156 189V190H155ZM180 189H183V191H181ZM184 189H187V193L185 192L186 190H184ZM219 189V190H218ZM224 189V190H223ZM231 189V191H229ZM237 189H239V191H237ZM260 189H262V190H260ZM21 191V193H20V191ZM154 190V191H153ZM163 190V191H162ZM199 190V191H198ZM203 190V191H202ZM208 190V191H207ZM213 190H214V193L217 195V197L216 196H214L215 194L213 193ZM218 190V191H217ZM12 191V192H11ZM13 191H14V193H13ZM17 191H19V192H17ZM27 191H30L29 192V194H26V193H28ZM128 191V192H127ZM171 191H174V192H171ZM221 191V192H220ZM226 191V192H225ZM166 192V193H165ZM193 192H194V194H193ZM212 192V193H211ZM223 192H224V194H223ZM231 192V193H230ZM242 192V195H244L245 193L246 194H248V195H246V197L245 196H241L240 195V193ZM260 192H262V193H260ZM11 193H13V194H11ZM16 193H18V194H16ZM100 193V194H99ZM103 193V194H102ZM121 193V192H120ZM119 193V194H120ZM122 193H124V191H122ZM145 193H146V195H145ZM150 193V194H149ZM164 193V194H163ZM168 193H170V194H168ZM192 194V198L191 199H193V197H194V202L191 200V199H189L190 197H191V195L189 196V194ZM218 193V194H217ZM156 194H160L159 195V197H158V195H156ZM181 194H185V195H183L184 197H182V196H179V195H181ZM187 194V195H186ZM213 194V195H212ZM227 194H229V196H230V198L229 199H232L233 200V202H232V200H228V195ZM237 194H239L238 196H237ZM258 196H260V195H262V197L260 196V199L259 198H257V195ZM7 195V196H6ZM8 195H9V197H8ZM101 195V196H100ZM124 195V194H123ZM124 195V196H125ZM151 195V196H150ZM152 195H154V196H152ZM172 195V196H171ZM212 195L213 196V198H212V196L210 197V196ZM252 195H254V196H256V197H253ZM13 196H14V198H13ZM21 196V197H20ZM100 196V197H99ZM106 196V197H105ZM108 196V197H107ZM122 196V195H121ZM121 196H120V198H121ZM147 196H148V198H147ZM177 196H179V197H177ZM204 196H205V198H204ZM222 196H223V198H222ZM58 197V198H57ZM143 197L145 198V199H143ZM162 197V199H160ZM163 197H164V199H163ZM180 197H182L183 199H181ZM215 197H216V199H215ZM221 197V198H220ZM225 197V198H224ZM248 197V198H247ZM253 198V200H252V198ZM19 198H20V200H19ZM22 198V199H21ZM149 198L151 199V200H149ZM158 198V199H157ZM166 198V199H165ZM170 198V199H169ZM171 198H174L175 200H173V199H171ZM179 198V199H178ZM184 198H188V202L184 199ZM196 198V199H195ZM220 198V199H219ZM237 198V199H236ZM250 198H251V200H250ZM6 199V200H5ZM13 199V200H12ZM38 199V200H37ZM41 199V200H40ZM44 199V200H43ZM50 199V200H49ZM59 199V200H58ZM101 199H102V201H101ZM198 199V200H197ZM203 199V200H202ZM205 199H209L210 200V203L211 202H213L214 201V199H215V203H211V205H212V207L210 208L209 206H211L210 204H208L209 203V200H205ZM222 199V200H221ZM225 199H226V201H225ZM259 199V201H257ZM263 199V200H262ZM7 200L9 201V203L7 202ZM21 200H23L22 202H19V201H21ZM50 201V202H48V201ZM61 200V201H60ZM64 200V201H63ZM100 200V201H99ZM108 200V201H107ZM166 200V202H168L167 204L164 202ZM182 200H184L185 202L183 203L182 202ZM191 200V202H193L194 204H196V205H194V207H192L191 205H190V203L191 202H189ZM200 200V201H199ZM219 200H220V202L222 201L223 203H227L226 205H228V206H225V204L223 205L222 204V202L220 203L219 202ZM252 201V203H248V201ZM255 200V201H254ZM4 201V202H3ZM6 201V202H5ZM38 201V202H37ZM47 203H46V202ZM105 201V202H104ZM151 203H150V202ZM156 201V202H155ZM163 201V202H162ZM172 203H171V202ZM173 201H175V202H173ZM178 201V203H176ZM225 201V202H224ZM229 203H228V202ZM238 201V202H237ZM246 201H247V204H246ZM257 201V202H256ZM261 201H263V202H261ZM10 202H11V205H10ZM58 204H57V203ZM128 202V203H127ZM155 202V203H154ZM180 202V203H179ZM187 202V203H186ZM230 202L232 203V204H230ZM255 204H254V203ZM5 203H7V204H5ZM15 203H16V205H15ZM59 203H61L62 204V206H63V203H64V205L66 204V206H64L63 208L61 207V204H59ZM163 203V204H162ZM186 203V206L184 205ZM199 203V204H198ZM257 203V204H256ZM4 204V205H3ZM14 204V205H13ZM38 204V205H37ZM47 204V205H46ZM103 204V205H104ZM105 204V205H106ZM139 204H140V207H139ZM149 204V205H148ZM153 204V205H152ZM157 204H160V205H157ZM170 204V205H169ZM173 204V205H172ZM176 206H175V205ZM178 204H181V205H178ZM187 204H189L190 206H188L189 207V209H187L188 207H187ZM192 204V203H191ZM204 204V205H203ZM205 204H207L206 206H205ZM213 204H214V206H213ZM224 206H222V205ZM244 204H245V206H244ZM251 204V205H250ZM253 204V205H252ZM8 205V206H7ZM11 207H10V206ZM60 205V206H59ZM144 205V206H143ZM163 205V206H162ZM166 205V206H165ZM184 205V206H183ZM220 205V206H219ZM247 205V206H246ZM256 205V206H255ZM259 205V206H258ZM14 206H16V207H14ZM56 206V207H55ZM143 206V207H142ZM147 206V207H146ZM151 206V207H150ZM153 206V207H152ZM157 206V207H156ZM158 206H160V209H159V207ZM162 206V207H161ZM165 206V207H164ZM177 207V208H175V207ZM179 206V207H178ZM180 206H182V207H180ZM196 206V207H195ZM222 206V207H221ZM230 206L232 207V208H230ZM235 206V207H234ZM19 209H18V208ZM113 208V210H115V207H116V212L118 213H114L113 211H112V208ZM139 207V208H138ZM144 207H146V208H144ZM186 207V208H185ZM198 207V208H197ZM209 207V208H208ZM244 207V208H243ZM255 209H253V208ZM258 207V208H257ZM10 210H12L13 211V213L12 212H8L7 210L8 209ZM47 208H48V210H47ZM51 208V209H50ZM111 208V209H110ZM120 208V209H119ZM157 209V210H154V209ZM183 208V209H182ZM191 208H194V211L192 212V210L193 209H191ZM202 208V209H201ZM204 208V209H203ZM219 208H220V210H219ZM228 208H230V209H228ZM249 210H248V209ZM252 208V209H251ZM6 209V210H5ZM15 209H16V212H15ZM142 209V210H141ZM159 209V210H158ZM169 209V210H168ZM210 211H208V210ZM211 209H212V211L213 212H211ZM232 209V210H231ZM235 209V210H234ZM246 209V210H245ZM260 209V210H259ZM54 210H55V214H54ZM123 211V213H122V211ZM145 210H147V211H145ZM153 210V211H152ZM165 210V212L163 213V211ZM171 210H172V212H173V214H171L172 212H171ZM188 210V211H187ZM196 210H197V212L199 213V214H201V216L196 212ZM199 210V211H198ZM214 210H217V211H214ZM227 210V211H226ZM230 210V211H229ZM239 210V211H238ZM245 210V211H244ZM251 210H254V211H251ZM263 210V211H262ZM4 211V212H3ZM6 211V212H5ZM19 211V212H18ZM52 211V212H51ZM110 211V212H109ZM155 211V212H154ZM158 211V212H157ZM175 211H179V214L176 212V213H174ZM203 213H202V212ZM205 211V212H204ZM238 211V213H236V215L237 214H239V215H235V212H237ZM257 211H259V212H257ZM2 212V213H1ZM45 212V213H44ZM57 212V213H56ZM77 212H79V218H78V215H77ZM81 212V213H80ZM144 212H146V213H144ZM150 212V213H149ZM159 212H160V214H159ZM185 212H186V214H185ZM187 212H189L188 214H187ZM190 212H191V214H190ZM195 212L197 213L196 215H195ZM218 212V213H217ZM244 212V213H243ZM10 215H9V214ZM12 213V214H11ZM23 213V214H22ZM36 214V216H34V214ZM38 213V214H37ZM53 213V214H52ZM114 214V215H110V214ZM150 215H149V214ZM169 213V214H168ZM206 213V214H205ZM221 213V214H220ZM224 215H223V214ZM232 213H233V215L236 217L235 219L236 220H234L235 222H236V224L233 226L232 224V227L230 226V224H226V220H228V222L229 223H232V222H234V221H231V220H233L234 219V216H232L231 218H233V219H231L229 216H231L232 215ZM261 213V214H260ZM2 214H3V216H2ZM21 214H22V216H21ZM41 214V215H40ZM52 214V215H51ZM80 214H81V216H80ZM120 214V215H119ZM143 214V215H142ZM146 214L147 215H149V216H146ZM155 214L157 215V216H155ZM202 214H204V215H202ZM208 214V215H207ZM216 214V215H215ZM247 214H249V215H247ZM260 214V215H259ZM5 215V216H4ZM13 215V216H12ZM19 217H18V216ZM26 215V216H25ZM41 216V217H39V216ZM50 216V217H48L49 219H51L52 220V224H46L45 225V223L42 221V219L44 218V217H46V216ZM109 215V216H108ZM125 215V216H124ZM145 215V216H144ZM158 215H160V216H158ZM166 215H168V216H166ZM178 215V216H177ZM219 215V216H218ZM242 215V216H241ZM32 216H34V218H36V219H34L33 218V220L32 219H30ZM39 218H38V217ZM54 216V217H53ZM82 216H83V218H82ZM119 216H122V217H120V219H123V220H120L118 217ZM153 216V217H152ZM163 216V217H162ZM173 216V217H172ZM181 217V219H183L184 217H186V218H184V220L182 221L181 219H178V218H180ZM190 216V217H189ZM192 216H194L193 218V220L191 219V217ZM202 216H203V218H204V222L202 223V221H203V218H202ZM205 216V217H204ZM212 216V217H211ZM216 216L218 217V218H216ZM223 216V217H222ZM224 216H226V217H224ZM261 216V217H260ZM17 217V218H16ZM27 218V220H26V218ZM75 217V218H74ZM111 217V218H110ZM115 217H117V219L115 218ZM152 217V218H151ZM157 217V218H156ZM166 217V218H165ZM168 217H170V218H168ZM183 217V218H182ZM211 217V220L210 219H208V218H210ZM240 217V218H239ZM248 217H249V219H248ZM252 217V218H251ZM260 217V218H259ZM24 218V219H23ZM38 218V219H37ZM57 218V219H56ZM107 218H108V221H107ZM115 218V221L113 220ZM154 218H155V220L156 221H154ZM176 218V219H175ZM189 218V219H188ZM217 220H216V219ZM221 218V219H220ZM226 218H228V219H226ZM255 220H254V219ZM7 219V220H6ZM13 219V220H12ZM15 219V220H14ZM23 219V220H22ZM29 219V220H28ZM109 219H112V220H109ZM165 219V220H164ZM168 219V220H167ZM216 220V223L218 224H215V220ZM223 219V220H222ZM231 219V220H230ZM240 219H242L241 221H242V223L240 222ZM257 219H258V221H257ZM5 220V221H4ZM9 220V221H8ZM21 220V221H20ZM36 220V221H35ZM57 222H56V221ZM68 220H70L71 221V223L68 221ZM81 220L82 222H79V221ZM103 220L105 221V222H103ZM117 220H118V222H117ZM126 220H127V222H126ZM174 220H176V221H174ZM189 220L193 223V226L195 227H190V224H192L191 222H189ZM196 220H198V221H196ZM209 220V221H208ZM213 220V221H212ZM239 222H238V221ZM250 221V223H248L249 221ZM16 221V222H15ZM41 222L40 224L38 223V222ZM78 221V222H77ZM109 221H111V222H109ZM114 221V222H113ZM119 221H125V224L123 223V225H124V227H125V225H126V227L127 228H122L123 227V225H122V223H121V225H119L118 223H120ZM160 221V222H159ZM171 221V222H170ZM179 221V222H178ZM186 221V222H185ZM193 221H196V223L195 222H193ZM207 221V222H206ZM225 221V222H224ZM252 221V222H251ZM260 221V222H259ZM12 222H13V225H11L10 226V223L12 224ZM17 222H18V224H17ZM59 222V223H58ZM67 222V223H66ZM74 222V223H73ZM84 222V223H83ZM128 222H129V224H128ZM130 222H132V223H130ZM135 222V223H134ZM166 222H167V224H166ZM170 224H169V223ZM176 222V223H175ZM183 222V223H182ZM201 222V223H200ZM207 223V225H206V223ZM211 222H212V224H211ZM214 222V223H213ZM222 222V223H221ZM234 222V223H235ZM245 222H247V223H245ZM24 223H25V225H24ZM28 223H30V226L28 225ZM34 223V224H33ZM38 223V224H37ZM42 223L44 224L43 226H42ZM73 223V224H72ZM79 223V224H78ZM86 223V224H85ZM117 223V224H116ZM151 224V226H150V224ZM171 223H174V225L173 224H171ZM187 223H189V224H187ZM195 223V224H194ZM198 223V224H197ZM210 223V224H209ZM22 224V225H21ZM35 224H36V226L37 227H35ZM59 224V225H58ZM70 224V225H69ZM82 224H83V226H82ZM135 224V225H134ZM155 226H154V225ZM197 224V225H196ZM257 224V225H256ZM15 225H16V227H15ZM19 225V226H18ZM41 225V226H40ZM58 225V226H57ZM130 226V228H129V226ZM131 225H133V226H131ZM169 225V226H168ZM176 225H178L177 226V229H176ZM188 225V226H187ZM210 225V226H209ZM213 225V226H212ZM255 225V226H254ZM6 226V227H5ZM22 226H24L23 228H21ZM47 226V227H46ZM53 226V227H52ZM61 226H62V228H61ZM78 226V227H77ZM79 226H81V227H79ZM159 226V227H158ZM160 226H161V228H160ZM172 226V227H171ZM187 226V227H186ZM197 226V227H196ZM210 227V228H207V227ZM212 226V227H211ZM221 226V227H220ZM223 226H225V227H223ZM227 226H229V227H227ZM238 226V227H237ZM32 227H34V228H32ZM69 227H70V229H69ZM73 227H75V228H73ZM105 224L103 225V231L104 232H106L108 229L106 228V230H105ZM108 227V226H107ZM183 227H185V228H183ZM223 227V229L224 230H222L221 228ZM227 227V228H226ZM232 229H231V228ZM242 227H243V229H242ZM11 228V229H10ZM21 228V229H20ZM37 228L38 229H40L39 230V234H37L36 233V235H35V233H34V235H33V232H37L38 230H37ZM54 228V229H53ZM65 228H68L67 230L65 229ZM118 228V229H117ZM120 228H122V229H126V231H123L122 229H120ZM130 230H129V229ZM162 228H163V230H162ZM195 229L196 231H195V233H193L194 232V230H190V231H192V232H190L189 231V229ZM220 228V229H219ZM252 228V229H251ZM18 231H17V230ZM31 229V230H30ZM34 229H36V231H34ZM48 230V232H47V230ZM77 229H78V231H77ZM121 231H120V230ZM185 229V230H184ZM210 229V230H209ZM236 229V230H235ZM247 229H249V230H247ZM263 229V230H262ZM23 230V231H22ZM25 230V231H24ZM49 230H50V232H49ZM54 230V231H53ZM58 232H57V231ZM69 230V231H68ZM216 230V231H215ZM232 230H235V231H232ZM252 230V231H251ZM255 230H256V232H255ZM9 231V232H8ZM12 231V232H11ZM22 231V232H21ZM45 231H46V233H45ZM53 231V232H52ZM68 231V232H67ZM70 231H71V233H70ZM114 231V232H115ZM123 231V232H122ZM158 231V232H157ZM185 231H187V233L185 232ZM202 231V232H201ZM205 231H207V233H205ZM219 232V234H218V232ZM18 232H19V234H18ZM29 232V233H28ZM55 232V234H53ZM184 232V233H183ZM190 232V234L187 236V234ZM199 232V233H198ZM28 233V234H27ZM32 233V234H31ZM50 233V234H49ZM52 233V234H51ZM70 233V235H68ZM117 232H115V236H118L119 237V234H118ZM183 233V234H182ZM197 233V234H196ZM207 234V235H205V234ZM252 233V234H251ZM9 234H11V235H9ZM12 234H14V236L12 235ZM18 234V235H17ZM27 234V235H26ZM43 234V235H42ZM163 234V235H162ZM201 234V235H200ZM208 234H209V237H208ZM220 235V236H217V235ZM245 234H247V235H245ZM261 234V235H260ZM37 235H39V237L37 236ZM50 235V236H49ZM57 237V239H60V240H57L56 239V237ZM64 235H66V236H64ZM121 235V234H120ZM161 236V237H159V238H157L158 236ZM173 235V234H172ZM174 235H176V234H174ZM203 235H205V237H208L207 239L208 240H205V237L203 236ZM232 235V238L230 237ZM251 235H252V237H251ZM11 236H13L12 238H11ZM30 238V239H32V240H30L28 237ZM51 237L50 239L49 238H46V237ZM168 236V235H167ZM171 236V235H170ZM180 236H182V237H180ZM16 237V238H15ZM23 237V240H21V238ZM32 237V238H31ZM36 237H38V239L36 238ZM59 237V238H58ZM61 237V238H60ZM63 237V238H62ZM65 237V238H64ZM224 237H226V241H223V242H225V243H221V239L222 240H224L223 238ZM24 238H25V241L26 242H24ZM209 238H212V239H210L209 240ZM12 239V240H11ZM29 241H28V240ZM41 239H43V240H41ZM45 239V240H44ZM53 239H55V240H53ZM179 239H177L178 240V244H179ZM11 240V241H10ZM159 240V241H158ZM241 240V241H240ZM245 240H247V241H245ZM18 241H19V243H18ZM21 241V242H20ZM34 241H36V242H34ZM46 241H48L46 244H45V242ZM51 241V242H50ZM173 241V242H172ZM175 240H171V242L173 243V244H177V243H175L174 242ZM28 242V243H27ZM29 242H32V244L31 243H29ZM97 242H99V241H97ZM249 242V243H248ZM25 243H27V244H25ZM235 243V244H234ZM8 244H16L17 246H15V247H12V248H10L9 247V245ZM49 244H51V245H49ZM53 244V245H52ZM187 244V245H186ZM218 244V245H217ZM223 244V245H222ZM229 247H228V246ZM235 245H237V246H235ZM238 245H239V247H238ZM43 246V247H42ZM48 246H49V249H48ZM51 246V247H50ZM224 246V247H223ZM34 247V248H33ZM53 247V248H52ZM210 247H213V251H214V253H213V251L212 250H210V249H212V248H210ZM223 247V248H222ZM45 248H46V250H45ZM207 248H208V250H209V253H208V250H207ZM215 248H219V249H216L215 250ZM233 248V249H232ZM236 248V250H234ZM239 248V249H238ZM117 249L118 248H114V250L112 251L113 252V254H111V250L107 253L108 254V257H109V259H111V260H115L116 262H117V264H123L124 262L126 263V262H128L127 260H126V255L124 254V252H123V250H121V249H118V251H117ZM228 249V250H227ZM231 249V250H230ZM33 250V251H32ZM120 250V251H119ZM234 250V251H233ZM238 250H239V252H238ZM32 251V252H31ZM210 251H211V253H213V254H211L210 253ZM216 251V252H215ZM219 251V252H218ZM225 251H226V253H225ZM34 252V253H33ZM54 252V253H53ZM59 252V253H58ZM115 252V253H114ZM118 252V253H117ZM242 252H245V254H246V252H247V254L246 255H249V256H247L248 257V260L246 259L247 257H246V255L245 254H243L244 255V257H246L245 259L246 260H244V259H242L243 258V256H242ZM41 253V254H40ZM56 253V254H55ZM58 253V254H57ZM120 255L119 256V258L117 257L118 255ZM120 253H122V254H120ZM232 253V254H231ZM233 253L235 254V255H233ZM109 254L111 255V258H110V256H109ZM206 254V256H207V254H208V257H206V256H203V255H205ZM215 254H217V256H220V255H222L221 256V258H218ZM241 254V255H240ZM60 255V256H59ZM122 255V256H121ZM209 255H211V256H209ZM53 256H56V257H53ZM113 256H114V258H116V259H114L113 258ZM233 256V257H232ZM238 256H239V259H238ZM242 256V258H240ZM38 257V258H37ZM49 257V256H48ZM186 257V261L184 260V263L183 264H189V258H188V256L186 255L185 256ZM203 257V258H202ZM214 257V258H213ZM57 258H59V259H57ZM63 258V259H62ZM66 258V259H65ZM122 258V259H121ZM125 258V259H124ZM208 258H211L210 259V261H209V259ZM237 258V260H235ZM250 258V259H249ZM52 259V260H51ZM53 259H57L55 262L53 261ZM206 261H205V260ZM208 259V260H207ZM219 261H218V260ZM242 259V260H241ZM60 260V261H59ZM63 260H64V263H63ZM67 260L69 261V262H67ZM120 260H122V261H120ZM125 260V261H124ZM199 260V261H198ZM204 260V261H203ZM250 260V261H249ZM256 260V261H255ZM59 261V262H58ZM72 261V262H71ZM124 261V262H123ZM200 261H203V262H200ZM212 261V262H211ZM213 261H214V263H213ZM217 261H218V263H217ZM220 261H222V262H220ZM238 261V262H237ZM200 262V263H199ZM206 262V263H205ZM207 262H210V263H207ZM246 262V263H245ZM124 263V264H125ZM256 263H254V264H256ZM258 263V264H259ZM127 264H129V262L127 263ZM239 264H240V262H239Z\"/></svg>","mask_w":264,"mask_h":264},{"label":"bare ground","instance_id":"bare-ground-1","mask_svg":"<svg viewBox=\"0 0 264 264\" xmlns=\"http://www.w3.org/2000/svg\"><path fill=\"white\" fill-rule=\"evenodd\" d=\"M16 1H18V0H16ZM41 1V0H40ZM103 1V0H102ZM119 1V0H118ZM117 1V2H118ZM0 2H1V0H0ZM12 2H14L13 0H12ZM26 2V1H25ZM38 2V1H37ZM43 1H41V3H42ZM63 2V1H62ZM104 2L106 3V2H108V0L106 1V0H104ZM110 2V1H109ZM116 2V3H117ZM127 2L129 3V5L134 9H136V15H141L142 13H143V15L145 14V12H151V13H153V14H155V15H162V14H166V13H168L171 17H172V19H173V24H175V27L177 26L178 27V29H179V31L182 33V36H183V38H185V39H188V41L190 40V44H188L187 46L188 47H190L189 48V50H191L192 52H194L195 53V55H196V57L198 56V59H197V65L195 66L196 67V72L197 73H192V75L191 76H189L190 78H189V80H187V81H182L181 80V77H183V76H181V75H178V74H175L174 75V77H170L171 75H170V72H171V68H169V67H172L173 68V66H171V62L172 61H175L177 64H179L180 63V61H182V60H180L179 61V59H178V61H179V63L177 62V58L175 59V57H174V60L172 59V57H171V53L170 52H173L174 50L172 49V51H168L171 55H170V57L169 58H171V60L172 61H170V63H169V61H167L168 63H169V65L170 66H168L167 65V67L170 69H167L166 68V66H163V63L161 62V64L159 65L157 62H155L156 61V59H155V54H153L154 56H153V60H152V56L151 57H149V60H147V61H143L141 64V66H139L138 64H136V63H130L129 61H128V66H127V70L126 71H128V74H127V77H126V80H125V85L123 86V85H121V86H123V88H121V89H119V88H114L115 86H113L112 87V82H111V84H106L105 82V84L106 85H111L110 87H107V90H103L108 96H109V99L108 100H111L112 99V101L113 102H111V104L110 105H115L116 106V104H118V105H121V108L120 109H117V108H113V109H111V110H109L108 109V105H109V102H108V100L106 101V100H101V99H99V96L97 95V94H100V93H93V92H91V91H89V90H86V83H85V79H86V77H87V75L88 74H86V73H84L83 71H82V68L83 67H85L87 64H89V61H87V60H84L85 59V57H86V54L87 55H89L90 57H93L94 56V54H96V57H97V55L99 56L98 58H100L101 57V54L102 53H104V54H107V52L109 51L110 53H111V49H112V47H109L110 49H108V48H105L106 47V45H105V47L104 46H102L99 42H101V41H99L98 40V38H97V40L99 41H96L97 43H99L100 45L99 46H101V47H103V48H105V49H103V50H106L105 52L100 48V51H99V46H98V50H96V51H93L94 50V48H95V46H91V47H94V48H92L93 50H90L89 52L87 51L86 52V48H87V46H88V44L86 45V47H85V45H84V39H87V38H84L83 39V42H82V40L81 39H75V40H77V43L76 44H74L72 47L70 46V48L68 47L69 45L68 44H62V45H64V46H66V48L65 49H60V52H59V50H54V51H58L54 56H44V55H41L39 52L38 53H36V51H34L33 50V48L34 47H36L35 46V44H34V46H32L31 47V49H32V51L25 57V59H15V53L14 52H8L6 49H4L2 46H3V44L2 45H0V152H1V156L3 157V159H4V161H5V163H6V165H8L7 167H9V169H10V171H11V178L10 179H12V182H14V183H17L18 185L20 184V185H22L21 183V181H23V180H26V179H28L29 177H33V178H35V180H37L38 182H37V188L35 189V190H33V192H30V191H27L28 193H26V194H29V192H30V194H29V196H26L27 197V199L25 200V202L22 204V206H24V209L25 210H27V211H29V212H34L36 209H35V200H34V198H36L37 197V195L38 196H43V197H45V196H47V199L49 198V197H53V196H60V197H62V198H64L65 199V202H67V203H69L68 205H70V207L68 208V207H64V206H66V204L64 205V203H63V206H62V204L61 203H59V204H61V207L63 208H65V210H64V213L59 217V219H58V221L60 220V223H63L65 226L64 227H66L67 225L65 224V221L67 220V219H69L70 217L68 216V215H73V211H72V213L71 214H69V209L71 210L73 207H74V209H75V207L77 208V209H79V210H82V213H84V215H86V223H87V225H86V228L85 227H83V229L82 228H80L81 230L80 231H78V229H77V231L78 232H76V233H74V234H72L71 236H68V242H66V245L65 246H60V248H61V253H62V255L64 256V257H68V258H71L72 257V260L74 259V260H76V262H77V264H117V262L115 261V260H111V259H109V257H108V252L110 251L111 252V254H113V250H114V248L116 249V248H118V249H121V250H123V252H124V254L126 255V260L129 262V264H183L184 263V260L186 259V255L188 256V260H189V264H195V263H197L196 261H194L195 260V258H198L199 257V255H200V259H201V252L203 251V246L204 245H206L205 246V251H203V254H204V252L205 253H207L206 252V247L211 243L212 245H213V243L214 242H212L213 241V239L212 238H209V240L210 239H212V241H210V243H208L207 241H206V244L204 243V240L201 238V237H199V236H196V237H194L195 235H193V237H189V239H186V241H184V243H189V245H188V249H185V247L184 246H182V243H183V240L185 239H179L178 237H179V235H181L180 234V232H181V230H179V229H177V226L178 225H176L175 227H176V231H175V229H174V231L172 230V231H170L171 233H169V232H167V233H164V234H167L164 238H162V240L158 243V242H156L157 240H156V238L153 236V235H151L150 234V229H147V227H149V226H147V223L150 221H148V222H146V221H144V220H142V219H140V218H138L137 217V214H139L138 213V211H137V209L136 208H134V206H132V207H128V208H125V207H127V206H125V200H133V201H135V202H138V203H140V199H142V196H144L143 194H144V192H145V189L143 188V187H139V186H137V185H135L134 184V186H131V185H129L128 184V182L127 181H125V180H122L121 181V183H118V185H116V188H118L119 189V191L117 190V189H115V190H112V191H106L107 190V188L105 189V193L104 194H106V193H110V192H113V194H111L112 195V201L113 202H115V203H117V204H119V206L120 207H124L123 209L125 210V211H127V213H125V214H128V216L130 215L131 217H133V219L135 220V221H138V223L139 224H134L135 225V229H134V231H133V229H132V232H130V234H127V233H125L124 234V232L123 231H126V229L124 230V229H122V228H127L126 227V225H125V227H124V225H123V223L125 224V221L123 222H121V221H119L120 223H118L119 225H121V223H122V225H123V227L122 228H120V229H122L123 231V235H122V233L120 232V233H118V231H115V230H110L111 229V224L112 223H110V225L108 224V225H106L107 223L103 220V222H105V223H103V225L105 224V230H106V228L108 229V228H110V229H108L106 232H104L103 231V225H102V222H100V219H102V212L104 211V210H106V209H108L109 210V207L110 206H108V205H110V204H106V202H105V204L104 203H102L101 202V204L100 203H97V201L95 200V196L97 195L98 196V194H96L95 195V192H94V190L93 189H90V188H92L91 186V184H93L94 183V179H92V176H94L93 174H96L97 172H99L101 169H102V159H101V157H100V155L98 154V152H96V151H92L91 150V148L90 147H92V144L94 143H96V141L97 142H101V141H104L105 140V137H107V135H109L108 134V132H107V130H109V129H107L106 127H104V124H102V120L99 118V114H101V115H103L104 117L105 116H107L109 119H110V122L112 121V122H114V124H121V122L123 121V118H126V117H128L127 115H129V116H131L132 114H133V108L135 107V108H139V110H140V108H141V106L143 105V104H145V103H148V104H150V102H153V100H154V98H155V96L156 97H159L160 96V91L161 92H165V91H168V92H170V93H179V92H181L183 95H184V97L186 98V100L188 99L189 101H192V102H194L193 100H198L199 101V99H197L198 98V96H200L201 94H202V92L204 91V93L206 92V93H208V96L207 97H210V95H209V92H210V94L212 93V91H211V89H210V87H208V86H210L212 83H214V82H216L217 80L219 81V79H221V78H223V76H225L226 74L228 75V74H232V73H235V72H237V71H239V70H241V69H243L244 67H246V66H248V65H250V61H253L254 60V58L257 56V55H259L258 53H257V51H256V48H255V44L256 43H258L260 40H261V35H260V32L262 31V30H264V29H262V25H263V23H262V25H261V23L260 22H258L259 20H260V16H258V14H259V11H258V14H257V18L259 17V20H257L256 21V19H255V16H254V14H252V10L250 9V7L252 6V5H254L255 4V1L254 0H127ZM96 3V2H95ZM111 3V2H110ZM110 3H108V4H110ZM119 3H120V1H119ZM257 3V2H256ZM260 3V2H259ZM6 4V3H5ZM16 4V3H15ZM14 3H13V5L12 6H14L15 5ZM18 4V3H17ZM34 4V3H33ZM42 5H44V4H42ZM53 5V4H52ZM93 6H94V4H92ZM92 5H90V7H93ZM96 6H101V4H95ZM106 5H107V3H106ZM121 5V4H120ZM128 5V6H129ZM261 5V4H260ZM4 6V5H3ZM3 6H0L2 9H3ZM26 6V5H25ZM32 6V5H31ZM123 6V5H122ZM124 6H125V4H124ZM128 6L126 5L125 6V9L127 10V8H128ZM194 7L193 8V10L194 9H197L199 12L198 13H200V12H205V11H209V10H215V12H217L216 13V16L214 17V22L216 23V24H219V25H222L221 27H222V32H219V33H217V34H211V33H208V32H205V33H198L196 30H198V29H194L195 27H197L196 26V24L199 22V19H198V14L197 13H192V11H191V8L190 7ZM5 7V6H4ZM14 7H16V6H14ZM48 7H50V6H48ZM60 7V6H59ZM263 7V6H262ZM9 8H10V5H9ZM13 8V7H12ZM32 8V7H31ZM100 8V7H99ZM103 8H104V6H103ZM103 8H101L102 10H103ZM110 8L113 10V8H114V12H115V10L118 12V13H120L121 15L123 14L124 15V13H125V15L127 14V15H129V8H128V10L126 11V12H120V11H118L117 10V8H115L114 6H113V8H112V5L110 6ZM6 9H7V7H6ZM11 9V8H10ZM10 9H7V10H10ZM19 9V8H18ZM41 9V8H40ZM46 9V8H45ZM92 9V8H91ZM93 9H94V7H93ZM92 9V10H93ZM105 9H108V8H106L105 7ZM120 9V8H119ZM134 9V10H135ZM256 9V8H255ZM1 10V9H0ZM34 10V9H33ZM258 10V9H257ZM261 10V9H260ZM6 11V10H5ZM43 11V10H42ZM45 11V10H44ZM96 11V10H95ZM99 11H100V9H99ZM264 11V10H263ZM4 11H2V13H3ZM7 12V11H6ZM34 12H35V10H34ZM36 12H38V11H36ZM41 12V11H40ZM132 12H134V11H132ZM134 12V13H135ZM12 13H13V11H12ZM11 13V14H12ZM42 13V12H41ZM111 13V12H110ZM134 13H131V16L132 15H134ZM264 13V12H263ZM1 14V13H0ZM11 14H9V17L10 16H13V15H11ZM19 14V13H18ZM28 14V13H27ZM44 14V13H43ZM49 14V13H48ZM106 14H107V12H106ZM105 14V16H110V15H106ZM147 14V13H146ZM201 14V13H200ZM4 15V14H3ZM3 15H1V17L3 16ZM25 15V14H24ZM39 15H41V16H39ZM47 15V14H46ZM103 15V14H102ZM101 15V16H102ZM114 15H115V13H114ZM113 15V16H114ZM120 16L119 15V17H117V20H119V23L121 22L120 21V19L122 20L123 18H126L128 21H129V19H130V21H131V17H129V16ZM203 15V14H202ZM256 15V14H255ZM263 16H264V14H262ZM261 15V16H262ZM101 16H100V18H101ZM112 16V15H111ZM112 16V17H113ZM149 16H151V15H149ZM153 16V15H152ZM1 17H0V19H1ZM31 17L34 19L35 18V22L37 21V23H38V21L39 22H44L45 20H43L44 18H45V16L44 15H42V14H39V13H32L31 14ZM47 17H48V15H47ZM128 17H129V19H128ZM168 17V16H167ZM202 17V16H201ZM212 17V18H213ZM17 18H19L20 19V17H17ZM49 18V17H48ZM119 18V19H118ZM142 18V17H141ZM141 18H140V20H141ZM145 18H147L148 19V16L147 17H145V15H144V18L141 20L142 22H144V20H146V22H144L143 24H147L148 25V23H150L148 26H150V27H152V29H153V26H152V24L154 25V23L155 22H153V23H151V22H149V19H148V22H147V19H145ZM152 18H154V16L152 17ZM151 18V19H152ZM162 18V17H161ZM12 19V18H11ZM46 19V18H45ZM51 19V18H50ZM50 19H49V21H50ZM132 19H135V16H132ZM157 19H159V18H156V20ZM166 19V18H165ZM164 19V20H165ZM168 19H170V18H168ZM3 20V19H2ZM21 20V19H20ZM24 20V19H23ZM31 20V19H30ZM29 20V21H30ZM152 20H155V19H152ZM155 20V21H156ZM5 21V20H4ZM25 21V20H24ZM32 21V20H31ZM30 21V22H31ZM47 21V20H46ZM48 21V22H49ZM58 21V20H57ZM69 21H71V22H73V20L71 19V20H69ZM79 21V20H78ZM96 21H98V20H96ZM128 21H126V23L125 24H127V22ZM129 21V22H130ZM134 21V20H133ZM133 21H131L130 23H132V25H138V23H136V22H133ZM140 21V22H141ZM159 21V20H158ZM166 21H167V19H166ZM166 21H164V22H166ZM169 22H170V20H168ZM264 21V20H263ZM9 22V21H8ZM13 22H15V21H13ZM51 22H52V20H51ZM51 22H50V24H51ZM128 22V24L127 25H129L130 23ZM163 22V21H162ZM169 22H167L168 24V27H169ZM3 23V22H2ZM18 23V22H17ZM121 23H123V22H121ZM206 23V22H205ZM14 24V23H13ZM41 24V23H40ZM65 24H66V22H65ZM70 24V23H69ZM83 24V23H82ZM108 24V23H107ZM162 24H164V23H162ZM161 24V25H162ZM202 24H203V22H202ZM201 24V25H202ZM4 25V24H3ZM34 25H36V24H34ZM38 25H39V23H38ZM45 25V24H44ZM52 25V24H51ZM56 25L57 26H59L58 25V22L56 23ZM109 25V24H108ZM124 25V24H123ZM123 25H121L120 24V28H121V26H123ZM132 25H130V26H132ZM142 25V24H141ZM141 25H138V26H134L135 28H134V31L135 32H144L143 34H145L146 36H148V33H146V29H145V27H142ZM146 25V26H147ZM161 25H158L159 27L161 26ZM171 26H172V24H170ZM22 26V25H21ZM40 26V25H39ZM41 26H43V24L41 25ZM163 26V25H162ZM165 26L166 25H164V28H165ZM171 26H170V30H171ZM1 27V26H0ZM35 27V26H34ZM60 27V26H59ZM62 27L63 26H61L60 28L62 29ZM73 27H76L75 25L73 26ZM82 27V26H81ZM97 27H98V25H97ZM97 27H95V28H97ZM106 27V26H105ZM133 27V26H132ZM136 27H137V31L135 30L136 29ZM167 27V26H166ZM2 28H3V26H2ZM5 28H7V27H5ZM44 29L46 28L45 26L43 27ZM66 28H68V27H66ZM120 28H118L117 30L118 31H121V30H119ZM124 28V27H123ZM128 28V27H127ZM127 28H126V31H129V29L127 30ZM130 28V27H129ZM140 28H143L141 31L139 30ZM1 29V28H0ZM149 29V33H150V28H148ZM166 29V28H165ZM262 29V30H261ZM2 30V29H1ZM4 30V29H3ZM37 30V29H36ZM57 30V29H56ZM70 30V29H69ZM90 30V29H89ZM105 30V29H104ZM155 30V29H154ZM173 30H174V28H173ZM6 31V30H5ZM11 31V30H10ZM22 31V30H21ZM38 31H41V30H38ZM53 31H55V30H53ZM74 31V30H73ZM79 31H81V30H78L77 32L80 34V32ZM160 31H162V30H160L159 29V32ZM168 32H169V28H168V30H167ZM174 31H176V30H174ZM8 32V31H7ZM45 32V31H44ZM46 32H47V30H46ZM110 32V31H109ZM115 32V31H114ZM122 32V31H121ZM124 32H125V30H124ZM131 32V31H130ZM133 32V31H132ZM135 32H133V34H135ZM154 31H151V34L153 33ZM168 32H164V34L163 35H165V33H168ZM17 33V32H16ZM19 33H20V31H19ZM39 33H41V32H39ZM48 33V32H47ZM57 33H59V31L57 32ZM69 33V32H68ZM68 33H67V35H68ZM75 33H76V31H75ZM78 33H76V35L78 36ZM111 33V32H110ZM155 33L157 34V31H155ZM174 33V32H173ZM172 33V30H171V33L170 34H173ZM177 33V32H176ZM9 34L11 35V32H9ZM23 34V33H22ZM36 34V33H35ZM42 34V33H41ZM50 34V33H49ZM49 34H47V35H49ZM54 34V33H53ZM99 34V33H98ZM117 34V33H116ZM20 35H21V33H20ZM26 35V34H25ZM32 35V34H31ZM44 35V34H43ZM81 35V34H80ZM85 35V34H84ZM107 35H108V33H107ZM33 36V35H32ZM32 36H31V38H32ZM42 36V35H41ZM61 36H63V35H61ZM105 36H106V34H105ZM110 36V35H109ZM108 36V37H109ZM136 36V35H135ZM170 36V35H169ZM168 36V37H169ZM173 36H175L174 34L172 35V36H170V37H173ZM264 36V35H263ZM14 37H15V35H14ZM28 37L30 38V36L28 35ZM46 37V36H45ZM44 37V38H45ZM75 37V36H74ZM85 37H87V35H85ZM128 35H127V39H128ZM150 37V36H149ZM163 37V36H162ZM167 37V38H168ZM169 37V38H170ZM177 37V36H176ZM181 37V36H180ZM5 38V37H4ZM13 38V37H12ZM26 38V37H25ZM63 38V37H62ZM101 38V37H100ZM103 38V37H102ZM111 38V37H110ZM113 38V37H112ZM121 38H123V36L121 37ZM167 38H165V42H166V39ZM168 38V39H169ZM174 38V37H173ZM3 39V38H2ZM9 39V38H8ZM36 39V38H35ZM56 39V38H55ZM66 39H68V38H66ZM92 39V38H91ZM172 39V38H171ZM263 39H264V37H263ZM15 40H16V38H15ZM30 40V39H29ZM28 40V41H29ZM47 43L48 42H54V38H51V37H46L45 39H44ZM57 40H60V39H57ZM63 40H64V38H63ZM69 40H70V38H69ZM87 40H90V37H88V39ZM94 40V39H93ZM96 40V39H95ZM94 40V41H95ZM115 40V39H114ZM118 40V39H117ZM117 40H115V41H117ZM120 40V39H119ZM135 40V39H134ZM138 40V39H137ZM176 40L177 39H175V43H176ZM179 40V39H178ZM242 40H245V42H247L246 44H248V49H247V51H245V52H239L238 51V44L240 43V41H242ZM8 41H10V40H8ZM36 41V40H35ZM91 41V40H90ZM107 41V40H106ZM109 41H110V39H109ZM114 41V42H115ZM170 41H174V40H169V41H167V43H168V45H169V43H170ZM180 41V40H179ZM183 41H185L184 39H183ZM24 42H27V41H24ZM57 42V41H56ZM113 42V43H114ZM123 42V41H122ZM263 42V41H262ZM2 43V42H1ZM6 43V42H5ZM31 43H35V42H31ZM38 43V42H37ZM70 43V42H69ZM74 43V42H73ZM87 43H89V42H87ZM118 43V42H117ZM147 43V42H146ZM186 43H187V41H186ZM10 44H11V42H10ZM51 44V43H50ZM49 44V45H50ZM56 44V43H55ZM54 44V45H55ZM59 44V43H58ZM72 44V43H71ZM93 44H94V42H93ZM106 44V43H105ZM108 44V43H107ZM112 44V43H111ZM164 44V43H163ZM171 45H172V43H170ZM174 44V43H173ZM176 44H178V46L179 45H181V44H183V43H181V41H180V44L177 42ZM245 44V45H246ZM17 45V44H16ZM19 45V44H18ZM17 45V46H18ZM68 45V46H67ZM114 45V44H113ZM129 45V44H128ZM160 45V44H159ZM12 46V45H11ZM41 46V45H40ZM61 46V45H60ZM59 46V47H60ZM109 46V45H108ZM116 46H117V44H116ZM161 46V45H160ZM167 46V45H166ZM172 46H175V45H172ZM172 46H169V47H171L172 48ZM186 44H185V48H183V49H186ZM247 46V45H246ZM260 46H261V44H260ZM8 47V46H7ZM47 47H49L48 45H47ZM56 47V46H55ZM89 47V46H88ZM115 47V46H114ZM122 47V46H121ZM125 47V46H124ZM131 47V46H130ZM141 47V46H140ZM150 47V46H149ZM181 47V46H180ZM245 47V46H244ZM262 47V46H261ZM260 47V48H261ZM43 48V47H42ZM51 48V47H50ZM119 48H120V46H119ZM126 48V47H125ZM124 48V49H125ZM132 48V47H131ZM143 48V47H142ZM141 48V49H142ZM168 48V47H167ZM171 48H169V49H171ZM242 48V47H241ZM259 48V50H261ZM15 50H16V47L14 48ZM13 49V50H14ZM35 49V48H34ZM96 49V48H95ZM158 49H160L159 47H158ZM166 49V48H165ZM181 49V48H180ZM180 49H179V51H180ZM14 50V51H15ZM49 50V49H48ZM108 50V51H107ZM119 50V49H118ZM122 50V49H121ZM130 50V49H129ZM145 50H147V49H145ZM168 50V49H167ZM178 50V49H177ZM18 51V50H17ZM21 51V50H20ZM26 51V50H25ZM41 51V50H40ZM52 51V50H51ZM103 51V52H102ZM115 52H116V50H114ZM126 51H127V49H126ZM132 51H133V49H132ZM179 51H176L175 53H177V52H179ZM190 51V52H191ZM264 51V50H263ZM122 52V51H121ZM124 52V51H123ZM186 52V51H185ZM191 52V53H192ZM20 53V52H19ZM86 53V54H85ZM89 53V54H88ZM131 53V52H130ZM136 53V52H135ZM140 53V52H139ZM189 53V52H188ZM261 53V52H260ZM44 54V53H43ZM125 54V53H124ZM123 54V55H124ZM168 54V53H167ZM178 54V53H177ZM180 54V53H179ZM182 54H183V50H182ZM187 54V53H186ZM20 55H21V53H20ZM52 55V54H51ZM67 56V59L64 57V56ZM116 55H119L120 57H121V55H120V53H118V54H116ZM122 55V56H123ZM126 55H127V53H126ZM132 55V54H131ZM130 55V56H131ZM138 55V54H137ZM165 55V54H164ZM169 55V54H168ZM23 56V55H22ZM107 56V55H106ZM106 56H104V57H106ZM173 56H175V54L173 55ZM182 56V55H181ZM189 56H190V54H189ZM188 55H187V57H189ZM88 57V56H87ZM109 57V56H108ZM115 57V56H114ZM125 57V56H124ZM133 57V56H132ZM146 57V56H145ZM158 57V56H157ZM176 57H177V55H176ZM187 57H185V58H187ZM190 57H192V58H194L193 57V53H192V56H190ZM196 57L194 58L195 60H190V61H196ZM71 58H73V59H71ZM89 58V57H88ZM126 58V57H125ZM143 58V57H142ZM148 58V57H147ZM164 58H166V56H164L163 57V62H164ZM90 59V58H89ZM139 59V58H138ZM158 59V58H157ZM189 59V58H188ZM187 59V60H188ZM191 59V58H190ZM93 60V59H92ZM122 60V59H121ZM123 60H128L127 58L126 59H123ZM170 60V59H169ZM103 61H107L106 59L105 60H103ZM112 61V60H111ZM116 61V60H115ZM97 62V61H96ZM112 62H114V61H112ZM122 62V61H121ZM174 62V63H175ZM100 63H101V61H100ZM107 63V62H106ZM110 63V62H109ZM119 63V62H118ZM164 63H166V62H164ZM167 63V64H168ZM257 63V62H256ZM260 63V62H259ZM104 64V63H103ZM126 64H127V62H126ZM140 64V63H139ZM172 64H173V62H172ZM92 65H94V64H92ZM118 65V64H117ZM144 65H146V66H148L149 67V72L147 71V70H143V69H141V68H143V66ZM180 65V64H179ZM189 65H191V66H193L192 64H189ZM106 65H104L103 67H105ZM121 66V65H120ZM119 66V67H120ZM124 66V65H123ZM177 66V65H176ZM181 66V65H180ZM256 66V65H255ZM89 67V66H88ZM110 67V66H109ZM118 67V66H117ZM116 67V68H117ZM91 68V67H90ZM89 68V69H90ZM94 68H95V66H94ZM113 68V67H112ZM114 68H115V66H114ZM125 68L123 67V69L125 70ZM192 68V67H191ZM97 69V68H96ZM99 69H102V68H100L99 67ZM175 69H178V68H175ZM181 69V68H180ZM183 69V68H182ZM186 69V68H185ZM195 68H193V70H194ZM86 70H88V69H85V71ZM92 70V69H91ZM174 70V69H173ZM172 70V71H173ZM189 70H191V69H189ZM46 71H53L54 72V76L52 77L53 78V81L51 82L50 81V79L52 80V78H50L48 75H47V73H46ZM111 71V70H110ZM115 71V70H114ZM113 71V72H114ZM120 71V70H119ZM122 71V70H121ZM120 71V72H121ZM182 71V70H181ZM184 71V70H183ZM182 71V72H183ZM192 71V70H191ZM94 72H95V70H94ZM104 72V71H103ZM112 72V71H111ZM118 72V71H117ZM125 72V71H124ZM174 72V71H173ZM180 72V71H179ZM193 72V71H192ZM101 73V72H100ZM121 73H123V72H121ZM172 73V72H171ZM176 73H178V72H176ZM185 73H186V71H185ZM188 73H190V72H188ZM187 73V74H188ZM96 74H97V72H96ZM99 74V73H98ZM106 74V73H105ZM114 74H116V75H118V76H120L121 74L118 72V73H114ZM182 74V73H181ZM243 74V73H242ZM102 75V74H101ZM113 74L111 73V76H112ZM182 75H184V73L182 74ZM189 75V74H188ZM110 76V75H109ZM122 76V75H121ZM91 77V76H90ZM97 77V76H96ZM102 77V76H101ZM123 77H125V75L123 76ZM185 78H186V76H184ZM120 78V77H119ZM226 78V77H225ZM103 79H104V76H103ZM107 79V78H106ZM117 79V78H116ZM124 79V78H123ZM183 79V78H182ZM109 80V79H108ZM115 80V79H114ZM120 80H122L121 78H120ZM185 80V79H184ZM226 80V79H225ZM92 81V80H91ZM94 81V80H93ZM103 81V80H102ZM102 81H100V82H102ZM110 81V80H109ZM116 81V80H115ZM117 81H118V79H117ZM232 81V80H231ZM107 82V81H106ZM119 82V81H118ZM123 82V81H122ZM221 82H223L222 80H221ZM229 82V81H228ZM117 83V82H116ZM217 83V82H216ZM45 84H47V86L45 87ZM97 84H99V83H97ZM113 84L115 85V82H113ZM220 84V83H219ZM82 85V89H80V86ZM87 85H89V84H87ZM92 85V84H91ZM91 85H89L90 87H91ZM102 85L103 86H105L103 83H102ZM218 84H216V86H217ZM95 86V85H94ZM102 86V87H103ZM117 86V85H116ZM216 86H214V87H216ZM224 86V85H223ZM254 86V85H253ZM213 87V88H214ZM262 87V86H261ZM87 88H88V86H87ZM106 88V87H105ZM207 88V89H206ZM210 90H209V89ZM211 88H212V86H211ZM216 88H218V87H216ZM205 89L207 90V91H209V92H207V91H205ZM251 89V88H250ZM67 90H70L71 92H72V96H71V99L72 100H70V101H75L77 98H78V100H77V105H74L73 106V108L74 109H76V112L75 113H73L72 111H71V108H72V104H70V101H69V99L68 98H63V99H61L60 98V95H63V94H65V92L67 91ZM95 90V89H94ZM216 90V89H215ZM219 90V89H218ZM254 90V89H253ZM93 91V90H92ZM256 91H257V89H256ZM214 92V91H213ZM67 93V92H66ZM204 94L203 96H204V98L207 100V101H209L208 99H207V97H205L207 94ZM215 93V92H214ZM213 93V94H214ZM105 94V95H106ZM180 94V93H179ZM179 94H177V95H179ZM250 94V93H249ZM247 95V94H246ZM65 96V95H64ZM63 96V97H64ZM67 96V95H66ZM78 96V97H77ZM107 96V97H108ZM162 96V95H161ZM173 96V95H172ZM202 96V95H201ZM202 96V97H203ZM211 96H213V95H211ZM249 96H251V95H249ZM62 97V96H61ZM102 98V97H101ZM210 99H212V98H210ZM250 99V98H249ZM158 100V99H157ZM180 100V99H179ZM187 100V101H188ZM160 101V100H159ZM188 101V102H189ZM134 102V104H136V105H132V103ZM166 103H167V100L165 99L164 100V103L163 102H161V105L159 104V103H157V108H159L158 106H161L162 107V109H164L165 108V106H166ZM169 103V105H170V107H172V112H173V108H175V107H178V108H180V104H178V103H181V102H178L177 103V101H169L168 102ZM182 103H183V101H182ZM181 103V104H182ZM194 103H196V102H194ZM94 105L96 106V108L94 109ZM146 105V104H145ZM155 105V104H154ZM179 105V106H178ZM187 105V104H186ZM186 105L184 106V107H186ZM195 105V104H194ZM193 105V106H194ZM133 106V107H132ZM168 106V105H167ZM188 106V105H187ZM181 107L183 108V105H181ZM206 107V106H205ZM134 108V109H135ZM177 108V109H178ZM182 108L179 110L178 109V112L179 111H181L182 110ZM190 108V107H189ZM247 108V107H246ZM145 109H147V108H145ZM145 109H143V110H145ZM151 109V108H150ZM187 109V108H186ZM184 110V111H188L189 109H187V110ZM191 110H192V108H190ZM193 109H195V107L193 108ZM197 109V108H196ZM167 110V108H165V111ZM170 110H169V112H170ZM150 112L151 110H147V111H145L146 113L147 112ZM165 111H163L164 113H165ZM193 111V110H192ZM136 112V111H135ZM140 112V111H139ZM167 112V111H166ZM182 112V111H181ZM180 112V113H181ZM132 113V114H131ZM137 113V112H136ZM185 113V112H184ZM127 114V115H126ZM135 114V113H134ZM138 114V113H137ZM177 114H179V113H177ZM144 115V114H143ZM166 115V114H165ZM172 115H174V114H172ZM193 115V114H192ZM132 116H134V115H132ZM131 116V117H132ZM140 116V115H139ZM149 116V115H148ZM167 116V115H166ZM191 116V115H190ZM264 116V115H263ZM101 117V116H100ZM104 117H103V119H104ZM123 117V118H122ZM137 117V116H136ZM183 117V116H182ZM208 117H210V116H208ZM130 118V117H129ZM133 118H135V117H133ZM145 118V117H144ZM148 118V117H147ZM165 118V117H164ZM140 119H141V117H140ZM188 119V118H187ZM191 119H193L194 120V118H191ZM253 119V118H252ZM185 120V119H184ZM210 120V119H209ZM107 121V120H106ZM105 121V122H106ZM109 121V120H108ZM137 121H139V120H137ZM155 121H156V119H155ZM178 121V120H177ZM180 121V120H179ZM207 121V120H206ZM133 122H134V120H133ZM144 122V121H143ZM142 122V123H143ZM147 122V121H146ZM145 122V123H146ZM158 122H160V121H158ZM174 122H175V120H174ZM188 122V121H187ZM193 122V121H192ZM196 122H197V120H196ZM202 122V121H201ZM136 124H137V122H135ZM141 123V122H140ZM156 123V122H155ZM191 123V122H190ZM199 123V125H201L200 124V121L198 122ZM209 123V122H208ZM128 124V123H127ZM206 126H207V128L209 129V125L208 124H206V123H204ZM204 124H202L201 126L203 127V128H205V130H206V127H204L205 125ZM110 125H112V124H110ZM109 125V126H110ZM134 125V124H133ZM141 125V124H140ZM192 125H193V123H192ZM191 125V126H192ZM122 126V125H121ZM124 126V125H123ZM122 126V127H123ZM156 126V125H155ZM154 126V127H155ZM158 126H160V124L158 125ZM213 126V125H212ZM118 127H119V125H118ZM132 127V126H131ZM154 127H152V128H154ZM171 127V126H170ZM176 127V126H175ZM177 127H179V126H177ZM182 127V126H181ZM193 127V126H192ZM195 127H198V126H196L195 125ZM202 127H201V130H202ZM111 128V127H110ZM136 128V127H135ZM172 128V127H171ZM142 129V128H141ZM158 129V128H157ZM186 129V128H185ZM185 129H184V131H185ZM198 129H200V128H198ZM198 129L196 130H194V131H198ZM220 129V128H219ZM259 129H260V127H259ZM259 129H258V133H259ZM152 130V129H151ZM159 130V129H158ZM180 130V129H179ZM189 130H191V127H190V129ZM204 130V131H205ZM116 131H118V130H116ZM146 131V130H145ZM156 131V130H155ZM160 131V130H159ZM164 131V130H163ZM178 131V130H177ZM193 131V132H194ZM209 131V130H208ZM220 131V130H219ZM222 131V130H221ZM151 132V131H150ZM153 132V131H152ZM167 132V131H166ZM169 132V131H168ZM171 132V131H170ZM210 132V131H209ZM213 132H215V131H213ZM222 132H224V131H222ZM129 133V132H128ZM134 133V132H133ZM143 133V132H142ZM160 133V132H159ZM162 133H164V132H162ZM187 133V132H186ZM192 133V132H191ZM199 133V132H198ZM198 133L196 132V135L195 136H198ZM206 133V132H205ZM257 133V134H258ZM72 134H75V135H77V136H79V138H82L83 139V144H82V148H81V150H83V152H85V157H83L84 158V160H85V162L84 163H82V164H77L76 163V160H78L79 158L78 157H82V153H80V152H77V151H79V150H76V151H74V153H71V154H57V152H55L54 150H53V148H54V145H55V147L56 146H60V144H58L56 141H58L57 139H59V141H62L64 138H66V137H71V135ZM116 134H117V132H116ZM122 134V133H121ZM140 134H141V132H140ZM176 134V133H175ZM208 134L209 133H207V136H208ZM219 134H221V133H219ZM143 135V134H142ZM148 135V134H147ZM146 135V136H147ZM165 135H167V133L165 134ZM180 135V134H179ZM183 135V134H182ZM212 135H214V133L212 134ZM218 135V134H217ZM226 135V134H225ZM110 136V135H109ZM108 136V137H109ZM114 136H116V135H114ZM160 136V135H159ZM168 136V135H167ZM205 136V135H204ZM206 136V137H207ZM156 137H157V135H156ZM176 137V136H175ZM191 137V136H190ZM194 137V136H193ZM199 137V136H198ZM203 137V136H202ZM205 137V138H206ZM209 138H208V141H210L211 140V135H209L208 136ZM216 137V136H215ZM52 138H54V139H52ZM72 138V137H71ZM117 138V137H116ZM127 138V137H126ZM134 138V137H133ZM147 138H149V137H147ZM153 138V137H152ZM164 138V137H163ZM167 138V137H166ZM169 139L171 138V137H168ZM204 138V137H203ZM221 138V137H220ZM235 138V137H234ZM120 139V138H119ZM146 139V138H145ZM150 139V138H149ZM156 139V138H155ZM186 139V138H185ZM191 139V138H190ZM193 139V138H192ZM200 139V138H199ZM226 139V138H225ZM68 140V139H67ZM72 140H74V138L72 139ZM78 140V139H77ZM107 140V139H106ZM114 140H116V139H114ZM118 140V139H117ZM133 140V139H132ZM165 140V139H164ZM168 140V139H167ZM172 140V139H171ZM196 140V139H195ZM203 140V139H202ZM144 141V140H143ZM147 141V140H146ZM178 141V140H177ZM177 141H175L176 142V144H175V142L174 141H168V142H170V143H174L176 146H177V144L179 143V142H177ZM184 141V140H183ZM206 141V140H205ZM216 141H218V139L216 140ZM215 141V142H216ZM228 141V140H227ZM78 142V141H77ZM105 142V141H104ZM116 142V141H115ZM120 142V141H119ZM160 142V141H159ZM163 142V141H162ZM199 142H201V141H199ZM211 142V141H210ZM209 142V144L208 145H210V144H212V143H210ZM213 142V141H212ZM221 142V141H220ZM229 142V141H228ZM231 142V141H230ZM238 142V141H237ZM79 143V142H78ZM81 143V142H80ZM107 143V142H106ZM125 143V142H124ZM149 143V142H148ZM166 143V142H165ZM170 143H169V145H170ZM77 144V143H76ZM109 144V143H108ZM150 144V143H149ZM157 144V143H156ZM206 144V143H205ZM217 145L219 144V142L218 143H216ZM225 144V143H224ZM239 145H240V143H238ZM110 145V144H109ZM108 145V146H109ZM120 145V144H119ZM146 145H148V144H146ZM152 146H153V144H151ZM159 145H160V143H159ZM163 145H165L164 143L162 144V146L161 147H163ZM167 145V144H166ZM168 145V146H169ZM175 145H174V147H175ZM221 145V144H220ZM238 145V146H239ZM71 146V145H70ZM74 146V145H73ZM75 146H77V145H75ZM78 146H80L79 144H78ZM96 146V145H95ZM101 146H102V144H101ZM171 146V145H170ZM169 146V148L168 147H166L167 149H170L171 147ZM199 146V145H198ZM203 146V145H202ZM212 146V145H211ZM241 146H242V144H241ZM120 147V146H119ZM131 147V146H130ZM134 147V146H133ZM135 147H137V146H135ZM158 147H160V146H158ZM164 147V148H165ZM172 147H173V145H172ZM173 147V148H174ZM178 147V150H180V145H178L177 146ZM182 147V146H181ZM184 147V146H183ZM182 147V148H183ZM210 146H208V148H209ZM219 147V146H218ZM218 147H216V148H218ZM220 147H222V146H220ZM224 147V146H223ZM226 147V146H225ZM71 148V147H70ZM75 148V147H74ZM98 148V147H97ZM100 148V147H99ZM102 148V147H101ZM121 148V147H120ZM126 148V147H125ZM154 148V147H153ZM163 148V149H164ZM165 148V149H166ZM181 148V149H182ZM192 148V147H191ZM206 148V147H205ZM214 150H215V148L214 147H212ZM227 148H228V146H227ZM59 149V148H58ZM62 149V148H61ZM66 149V148H65ZM104 149H106L105 147H104ZM108 149H110L109 147H108ZM131 149V148H130ZM134 149V148H133ZM136 149V148H135ZM134 149V150H135ZM140 149V148H139ZM164 149V150H165ZM175 149V148H174ZM187 149V148H186ZM219 149H221V148H219ZM224 149V148H223ZM223 149H221V150H223ZM226 149V148H225ZM244 149V148H243ZM252 149H253V147H252ZM64 150V149H63ZM67 150V149H66ZM94 150V149H93ZM128 150V149H127ZM137 150V149H136ZM135 150V151H136ZM157 150V149H156ZM173 150V149H172ZM183 150V149H182ZM181 150V151H182ZM232 150H234V149H232ZM236 150V149H235ZM240 150V149H239ZM68 151V150H67ZM70 151V150H69ZM101 151V150H100ZM105 151V150H104ZM153 150H151V151H149V152H152ZM167 151V150H166ZM213 151V150H212ZM227 151H228V149H227ZM250 151V150H249ZM103 152V151H102ZM110 152V151H109ZM117 152V151H116ZM141 152H143V151H141ZM168 152H170V151H168ZM176 152H178V151H176ZM196 152V151H195ZM241 152V151H240ZM124 153V152H123ZM130 153H131V151H130ZM133 153H134V151H133ZM137 153V152H136ZM144 153V152H143ZM205 153V152H204ZM212 153V152H211ZM224 153H226V152H224ZM221 154L222 156H220V158L221 157H224L223 155H225V154ZM231 153H233V151H231ZM247 153V152H246ZM254 153V152H253ZM252 153V154H253ZM88 154H89V157H88ZM111 154V153H110ZM109 154V155H110ZM121 154V153H120ZM138 154V153H137ZM163 154V153H162ZM161 154V155H162ZM169 154V153H168ZM178 154V153H177ZM203 154V153H202ZM201 154V155H202ZM214 154V153H213ZM219 154H220V152H219ZM234 154V153H233ZM108 155V156H109ZM115 155V154H114ZM128 155V154H127ZM136 155V154H135ZM144 155H145V153H144ZM160 155V154H159ZM160 155V156H161ZM166 155V154H165ZM183 155H184V151H183ZM191 154L189 153V156H190ZM208 155V154H207ZM215 155V154H214ZM227 155V154H226ZM129 156H132V155H129ZM146 156V155H145ZM155 156H157V154L155 155ZM154 156V157H155ZM173 156H174V154H173ZM177 156V155H176ZM200 156V155H199ZM209 156V155H208ZM233 156V155H232ZM247 156V155H246ZM264 156V155H263ZM197 157V156H196ZM227 157V156H226ZM225 157V158H226ZM230 157V156H229ZM236 157V156H235ZM241 157V156H240ZM243 157H244V155H243ZM251 157V156H250ZM78 158V159H77ZM117 158V157H116ZM123 158V157H122ZM121 158V159H122ZM137 158V157H136ZM136 158H133V159H135L136 160ZM147 158V157H146ZM167 158V157H166ZM165 158V159H166ZM168 158H171V157H168ZM174 158V157H173ZM176 158V157H175ZM189 158H191V157H189ZM234 158V156L232 157V159ZM239 158V157H238ZM238 158H236L237 160H238ZM2 159V160H3ZM113 159V158H112ZM117 159H119V158H117ZM117 159H115V160H117ZM121 159H119V161L120 162H123L124 161V163H125V160L124 159H122L123 161H121ZM153 159V158H152ZM157 159V158H156ZM211 160H212V158H210ZM209 159V160H210ZM221 159H223V158H221ZM232 159H231V161H232ZM241 159H242V157L239 159L240 160V162H241ZM244 159V158H243ZM83 160V161H84ZM114 160V159H113ZM115 160H114V162H115ZM148 160V159H147ZM154 160H155V158H154ZM177 160V159H176ZM206 160V159H205ZM208 160V159H207ZM206 160V161H207ZM228 160V159H227ZM230 160V159H229ZM237 160H234V161H237ZM128 161H130V160H128ZM156 161V160H155ZM154 161V162H155ZM158 161V160H157ZM175 162V161H172V159H170L169 160V162ZM178 161V160H177ZM214 161V160H213ZM222 161V160H221ZM245 162H246V160H244ZM243 161V163H245ZM263 161V160H262ZM132 162V161H131ZM152 162V161H151ZM168 162V161H167ZM210 162V161H209ZM225 162V161H224ZM223 162V163H224ZM240 162H238V163H240ZM248 163L250 162V161H247ZM254 162V161H253ZM110 163V162H109ZM108 163V164H109ZM112 163V162H111ZM127 163V162H126ZM160 163V162H159ZM165 163H166V161H165ZM228 163V162H227ZM252 163V162H251ZM251 163H249V165L251 164ZM255 163V162H254ZM4 163H2V165H3ZM120 164H122V163H120ZM136 164V163H135ZM149 164V163H148ZM170 163H168V165H167V163L165 164V165H167V166H169L170 168H168V170L170 169V174L172 173L171 172V170H172V167H171V165H169ZM178 164V163H177ZM176 164V165H177ZM2 165H0V166H2ZM105 165V164H104ZM110 165V164H109ZM109 165H107V166H109ZM160 165V164H159ZM204 165V164H203ZM213 165H214V163H213ZM221 165V164H220ZM225 165V164H224ZM224 165H222V166H224ZM244 165V164H243ZM246 165V164H245ZM248 165V164H247ZM248 165V166H249ZM260 165H261V163H260ZM5 166V165H4ZM118 166V165H117ZM127 166L128 165H126V168H127ZM148 166V165H147ZM173 167H174V165H172ZM182 166V165H181ZM185 166V165H184ZM184 166H182L183 168H184ZM200 166V165H199ZM201 166H202V164H201ZM209 166V165H208ZM215 166V165H214ZM237 166V165H236ZM242 166V165H241ZM248 166H245V167H247L248 168ZM252 166V165H251ZM122 167V166H121ZM128 167H130L131 168V166H128ZM152 167V166H151ZM179 167V166H178ZM197 167V166H196ZM216 167H218L219 168V166H216ZM231 167V166H230ZM244 167V169H246ZM254 167V170H255V166H253ZM4 168V167H3ZM112 168V167H111ZM116 168V167H115ZM123 168H124V166H123ZM129 168V169H130ZM132 168H134L133 166H132ZM131 168V169H132ZM135 168H137V166L135 167ZM150 168V167H149ZM177 168V167H176ZM182 168V169H183ZM195 168V167H194ZM228 168V167H227ZM233 168H235L236 169V167H235V165H234V167ZM258 168V167H257ZM8 169V168H7ZM91 169V172L89 173V175H91L90 177H89V179L88 180H85V178H87L86 176L85 177H83V174H82V176L80 175L83 171H87V170H90ZM108 169H109V167H108ZM128 169V168H127ZM126 169V170H127ZM138 169V168H137ZM142 169V168H141ZM154 169V168H153ZM161 169V168H160ZM212 169V171H213V169H215L216 170V168H211ZM222 169V168H221ZM224 169H226V167L224 168ZM241 169V168H240ZM252 169V168H251ZM251 169H250V171H251ZM260 169V168H259ZM4 170V169H3ZM114 170V169H113ZM119 170V169H118ZM136 170V169H135ZM149 170V169H148ZM148 170H146L145 172H147ZM184 170V169H183ZM197 170V169H196ZM228 170V169H227ZM6 171V170H5ZM5 171H2V172H5ZM110 171V170H109ZM116 171V170H115ZM114 171V172H115ZM159 171H161V170H159ZM199 171V170H198ZM202 171V170H201ZM217 171V170H216ZM238 171V170H237ZM259 171L260 170H256V172L257 173H259ZM1 172V173H2ZM105 172V171H104ZM117 172V171H116ZM115 172V173H116ZM126 172V171H125ZM127 172H128V170H127ZM136 171H134L133 173H135ZM142 172H143V170H142ZM166 173H167V171H165ZM174 173H176L175 172V170L173 171ZM178 172V171H177ZM183 172V171H182ZM8 173V172H7ZM6 173V174H7ZM109 173V172H108ZM118 173V172H117ZM116 173V174H117ZM132 173V172H131ZM137 173V172H136ZM135 173V174H136ZM141 173V172H140ZM152 173H153V171H152ZM158 173V172H157ZM165 173V174H166ZM201 173V172H200ZM208 173V172H207ZM226 173H227V171H226ZM229 173V172H228ZM240 173H242L243 174V172H241L240 171ZM239 173V174H240ZM106 174V173H105ZM114 174V173H113ZM115 174V175H116ZM130 174V173H129ZM138 174V173H137ZM147 174H149V173H147ZM178 174H179V172H178ZM193 174V173H192ZM209 174V173H208ZM216 174V173H215ZM221 174V173H220ZM237 174V173H236ZM252 174V173H251ZM0 175H4V173L3 174H0ZM87 175V174H86ZM98 175V174H97ZM107 175V174H106ZM114 175V176H115ZM118 175V174H117ZM139 175V174H138ZM156 175V174H155ZM171 175H175V174H171ZM223 175V174H222ZM241 175V174H240ZM244 175H245V172H244ZM248 175V174H247ZM247 175H245V178L247 177ZM255 175V174H254ZM264 175V174H263ZM82 178H81V177ZM108 176V175H107ZM130 176V175H129ZM133 176H135L134 174H133ZM137 176V175H136ZM140 176L142 177V175L140 174ZM163 176H164V174H163ZM167 176V175H166ZM210 176H211V173H210ZM213 176H214V173H213ZM212 176V177H213ZM1 177V176H0ZM4 177V176H3ZM8 177V176H7ZM7 177H6V179H7ZM104 177H106L105 175H104V173H103V177L102 178H104ZM109 177V176H108ZM113 177V176H112ZM125 177V176H124ZM139 177V176H138ZM138 177H137V179H138ZM170 177V176H169ZM172 177V176H171ZM174 177H176V175L174 176ZM200 177V176H199ZM215 177H216V175H215ZM221 177V176H220ZM229 178H230V176H228ZM228 177H226V179L227 180H229V178ZM240 177H242V175L240 176ZM239 177V178H240ZM32 178V179H33ZM96 178V177H95ZM121 178H123V177H121ZM128 178H130V177H128ZM189 178V177H188ZM211 178V177H210ZM217 178V177H216ZM232 178V177H231ZM233 178H234V180H235V182H238L237 180H239L240 181V179H238L237 178V180H236V177H235V175L233 176ZM255 178H256V176H255ZM4 179V178H3ZM31 179V180H32ZM98 179H99V177H98ZM97 179V180H98ZM124 179H126L127 180V178H124ZM145 179V178H144ZM147 179V178H146ZM183 179V178H182ZM209 179V178H208ZM213 179V178H212ZM211 179V180H212ZM220 180H221V178H219ZM251 179V178H250ZM131 180V179H130ZM149 180V179H148ZM175 180H177V179H175ZM184 180V179H183ZM183 180H181L180 179V181H179V183H178V185H176V187L178 186L179 188L181 187V185H180V182L181 181H183ZM214 180V179H213ZM212 180V181H213ZM232 180V179H231ZM246 180V179H245ZM244 180V181H245ZM261 180V179H260ZM2 181V180H1ZM11 181V180H10ZM100 181V180H99ZM116 181V180H115ZM114 181V182H115ZM124 181V182H123ZM133 181V180H132ZM142 181V180H141ZM161 181V180H160ZM168 181V180H167ZM171 181V180H170ZM188 181H190V180H188ZM216 181V185H217V181L218 180H215ZM3 182V181H2ZM6 182H7V180H6ZM33 182H34V180H33ZM104 182H106L105 180H104ZM117 182V181H116ZM119 182V181H118ZM123 182V183H122ZM137 182V181H136ZM138 182H139V180H138ZM143 183L145 182V180L144 181H142ZM148 182H150V181H148ZM152 183H153V181H151ZM158 182V181H157ZM156 182V183H157ZM183 182H185V180L183 181ZM193 182V181H192ZM191 182V183H192ZM196 182V181H195ZM209 182H211V181H209ZM235 182H232V185L231 186H234L233 184L235 183ZM10 183V182H9ZM13 183V184H14ZM96 183V182H95ZM108 183V182H107ZM109 183H111V182H109ZM108 183V184H109ZM139 183H141V182H139ZM146 183V182H145ZM160 183H162V182H160ZM176 184H177V181L175 182ZM187 183V182H186ZM190 183V184H191ZM200 183V182H199ZM213 183V182H212ZM225 183H227L226 181H225ZM6 184V183H5ZM4 184V185H5ZM36 184V183H35ZM98 184V183H97ZM103 184V183H102ZM115 184V183H114ZM153 184H155V183H153ZM171 184V183H170ZM169 184V185H170ZM172 184H174L173 183V181H172ZM171 184V185H172ZM181 184H182V182H181ZM185 184V183H184ZM188 184V183H187ZM195 184V183H194ZM193 184V185H194ZM204 184V183H203ZM202 184V185H203ZM210 184V183H209ZM218 184H219V182H218ZM220 184H222L221 182H220ZM229 183H227V185H228ZM4 185H3V188H4ZM19 185V186H20ZM27 185H28V182H27ZM105 185V184H104ZM107 185V184H106ZM138 185H140V184H138ZM141 185H143V184H141ZM165 185H166V183H165ZM180 185V186H179ZM196 185V184H195ZM204 185H206V184H204ZM214 184H212V186H213ZM223 185V184H222ZM226 185V186H227ZM230 185V184H229ZM1 186V185H0ZM6 186H8V184L6 185ZM14 186H16L15 184H14ZM31 186V185H30ZM107 186H109V185H107ZM127 186H128V189L129 188H132L131 190H130V193L129 194H127V195H125V193H126V191L125 190H127ZM148 186V185H147ZM152 186V185H151ZM164 186V185H163ZM182 186H184V185H182ZM197 186V185H196ZM215 186V185H214ZM224 186V185H223ZM225 186V187H226ZM237 186H241V185H237ZM18 187V186H17ZM25 187H27V186H25ZM29 187V186H28ZM97 187V186H96ZM110 187V186H109ZM111 187H112V185H111ZM168 187V186H167ZM167 187H165V188H167ZM173 187H175V186H173ZM184 187H188V185L187 186H184ZM206 187V186H205ZM235 187H236V185H235ZM255 187V186H254ZM7 188V187H6ZM9 188V187H8ZM13 188V187H12ZM23 188V187H22ZM94 188V187H93ZM100 188V187H99ZM148 188V187H147ZM153 188H155V187H153ZM160 188V187H159ZM182 188V187H181ZM195 188V187H194ZM208 189H209V187H207ZM213 188V187H212ZM216 188V187H215ZM221 188H222V186H221ZM220 188V189H221ZM230 188H232V187H230ZM234 188V187H233ZM238 188H240V187H238ZM245 188L246 187H244L243 189H242V191L243 190H245ZM249 188V187H248ZM10 189V188H9ZM15 189V187L13 188V189H11V190H14ZM97 188H95V190H96ZM102 189V188H101ZM150 189V188H149ZM148 189V190H149ZM163 189V188H162ZM168 189V188H167ZM170 189V188H169ZM168 189V190H169ZM171 189H172V187H171ZM170 189V190H171ZM178 188H175L174 189V191L175 190H177ZM191 189V188H190ZM198 189V188H197ZM205 189V188H204ZM264 189V188H263ZM6 190V189H5ZM20 190H22V189H20ZM19 190V191H20ZM28 190H30V189H28ZM108 190H110V188L108 189ZM156 190V189H155ZM179 190V189H178ZM177 190V192H180V191H178ZM181 191H183V189H180ZM184 190H186L185 192L187 193V189H184ZM188 190H189V187H188ZM219 190V189H218ZM217 190V191H218ZM224 190V189H223ZM240 190H241V188H240ZM260 190H262V189H260ZM3 191V190H2ZM2 191H0V192H2ZM15 191V190H14ZM14 191H13V193H14ZM19 191H17V192H19ZM97 191V190H96ZM122 191H124V193H122ZM154 191V190H153ZM163 191V190H162ZM174 191H171V192H174ZM199 191V190H198ZM203 191V190H202ZM208 191V190H207ZM229 191H231V189L229 190ZM237 191H239V189H237ZM263 191V190H262ZM12 192V191H11ZM22 192H23V190H22ZM121 192V193H120ZM128 192V191H127ZM147 192H150V190L149 191H147ZM221 192V191H220ZM226 192V191H225ZM232 192V191H231ZM230 192V193H231ZM6 193H7V190H6ZM13 193H11V194H13ZM20 193H21V191H20ZM120 193V194H119ZM166 193V192H165ZM181 193V192H180ZM212 193V192H211ZM213 193H214V190H213ZM260 193H262V192H260ZM264 193V192H263ZM262 193V194H263ZM16 194H18V193H16ZM23 194H24V192H23ZM100 194V193H99ZM103 194V193H102ZM125 196H124V195ZM150 194V193H149ZM164 194V193H163ZM168 194H170V193H168ZM193 194H194V192H193ZM215 194V193H214ZM218 194V193H217ZM223 194H224V192H223ZM19 195V194H18ZM122 195V196H121ZM145 195H146V193H145ZM156 195H158V197H159V195L160 194H156ZM183 195H185V194H181V195H179V196H182V197H184ZM187 195V194H186ZM191 195V197L189 198V199H191L192 198V194L190 193L189 194V196ZM213 195V194H212ZM211 195V196H212ZM228 196H229V194H227ZM239 194H237V196H238ZM240 195L243 197V196H245L246 197V195H248V194H244V195H242V192L240 193ZM239 195V196H240ZM257 195V194H256ZM7 196V195H6ZM40 196V197H41ZM101 196V195H100ZM99 196V197H100ZM120 196H121V198H120ZM151 196V195H150ZM152 196H154V195H152ZM172 196V195H171ZM179 196H177V197H179ZM210 196V195H209ZM210 196V197H211ZM214 196H216L217 197V195L215 194ZM231 196V195H230ZM230 196L228 197V200H232V199H229L230 198ZM253 197H256V196H254V195H252ZM261 197H262V195H260ZM260 196H258L257 195V198H259L260 199ZM8 197H9V195H8ZM21 197V196H20ZM106 197V196H105ZM108 197V196H107ZM124 197H126L127 199H125L124 200ZM182 197H180L181 199H183ZM216 197H215V199H216ZM263 197H264V195H263ZM13 198H14V196H13ZM58 198V197H57ZM147 198H148V196H147ZM204 198H205V196H204ZM212 198H213V196H212ZM221 198V197H220ZM219 198V199H220ZM222 198H223V196H222ZM225 198V197H224ZM248 198V197H247ZM252 198V197H251ZM251 198H250V200H251ZM15 199V198H14ZM22 199V198H21ZM97 199V198H96ZM143 199H145L144 197H143ZM158 199V198H157ZM160 199H162V197L160 198ZM163 199H164V197H163ZM166 199V198H165ZM170 199V198H169ZM171 199H173V200H175L174 198H171ZM179 199V198H178ZM186 201L188 200V198L186 199V198H184ZM196 199V198H195ZM215 199H214V201H215ZM237 199V198H236ZM259 199L257 200V201H259ZM6 200V199H5ZM13 200V199H12ZM19 200H20V198H19ZM38 200V199H37ZM41 200V199H40ZM44 200V199H43ZM50 200V199H49ZM59 200V199H58ZM140 200V201H139ZM149 200H151L150 198H149ZM192 201L194 200V197H193V199H191ZM191 200L189 201V202H191ZM198 200V199H197ZM203 200V199H202ZM206 201L207 200H209V199H205ZM222 200V199H221ZM252 200H253V198H252ZM263 200V199H262ZM23 200H21V201H19V202H22ZM48 201V200H47ZM61 201V200H60ZM64 201V200H63ZM100 201V200H99ZM101 201H102V199H101ZM108 201V200H107ZM200 201V200H199ZM211 202V203H215V202ZM225 201H226V199H225ZM224 201V202H225ZM248 201V200H247ZM247 201H246V204H247ZM255 201V200H254ZM256 201V202H257ZM0 202H2V201H0ZM4 202V201H3ZM6 202V201H5ZM7 202L9 203V201L7 200ZM38 202V201H37ZM46 202V201H45ZM48 202H50V201H48ZM142 202V201H141ZM150 202V201H149ZM156 202V201H155ZM154 202V203H155ZM163 202V201H162ZM166 204L169 202H166V200L164 201ZM171 202V201H170ZM173 202H175V201H173ZM182 202L184 203L185 201L184 200H182ZM188 202V201H187ZM186 202V203H187ZM194 202V201H193ZM193 202H191L190 203V205L192 206V207H194V205H196V204H194ZM219 202H220V200H219ZM222 202V201H221ZM220 202V203H221ZM228 202V201H227ZM232 202H233V200H232ZM238 202V201H237ZM252 203V201H248V203ZM260 202V201H259ZM261 202H263V201H261ZM47 203V202H46ZM57 203V202H56ZM128 203V202H127ZM151 203V202H150ZM172 203V202H171ZM176 203H178V201L176 202ZM180 203V202H179ZM186 203L184 204L185 206H186ZM211 203H210V200H209V203L208 204H210L211 205ZM229 203V202H228ZM254 203V202H253ZM264 203V202H263ZM1 204V206H2V203H0ZM5 204H7V203H5ZM58 204V203H57ZM104 204V205H103ZM163 204V203H162ZM199 204V203H198ZM222 204L224 205L225 204V206H228V205H226L227 203H223L222 202ZM221 204V205H222ZM230 204H232L231 202H230ZM255 204V203H254ZM257 204V203H256ZM4 205V204H3ZM10 205H11V202H10ZM9 205V206H10ZM14 205V204H13ZM15 205H16V203H15ZM38 205V204H37ZM47 205V204H46ZM149 205V204H148ZM153 205V204H152ZM157 205H160V204H157ZM170 205V204H169ZM173 205V204H172ZM175 205V204H174ZM177 205V204H176ZM175 205V206H176ZM178 205H181V204H178ZM183 205V206H184ZM189 204H187V207L188 206H190ZM204 205V204H203ZM207 204H205V206H206ZM222 205V206H223ZM251 205V204H250ZM253 205V204H252ZM0 206V207H1ZM8 206V205H7ZM60 206V205H59ZM73 206V207H72ZM144 206V205H143ZM142 206V207H143ZM163 206V205H162ZM161 206V207H162ZM166 206V205H165ZM164 206V207H165ZM174 206V207H175ZM208 206V205H207ZM213 206H214V204H213ZM220 206V205H219ZM221 206V207H222ZM244 206H245V204H244ZM247 206V205H246ZM256 206V205H255ZM259 206V205H258ZM261 207H263L264 206V204H262V205H260ZM11 207V206H10ZM14 207H16V206H14ZM56 207V206H55ZM139 207H140V204H139ZM138 207V208H139ZM147 207V206H146ZM146 207H144V208H146ZM151 207V206H150ZM153 207V206H152ZM157 207V206H156ZM159 207V209H160V206H158ZM179 207V206H178ZM180 207H182V206H180ZM196 207V206H195ZM210 208L212 207V205L211 206H209ZM208 207V208H209ZM224 207V206H223ZM229 207V206H228ZM233 207V206H232ZM231 206H230V208H232ZM235 207V206H234ZM1 208H3V207H1ZM18 208V207H17ZM112 208V207H111ZM110 208V209H111ZM175 208H177V207H175ZM186 208V207H185ZM198 208V207H197ZM230 208H228V209H230ZM244 208V207H243ZM253 208V207H252ZM251 208V209H252ZM258 208V207H257ZM8 209V208H7ZM19 209V208H18ZM51 209V208H50ZM74 209H72V210H74ZM120 209V208H119ZM158 209V210H159ZM178 209V208H177ZM183 209V208H182ZM187 209H189V207L187 208ZM191 209H193L192 210V212L194 211V208H191ZM202 209V208H201ZM204 209V208H203ZM248 209V208H247ZM254 209V208H253ZM6 210V209H5ZM47 210H48V208H47ZM108 210H106V211H108ZM115 210H116V207H115ZM115 210H113V208H112V211L114 212ZM142 210V209H141ZM154 210H157L156 208L154 209ZM169 210V209H168ZM208 210V209H207ZM210 210V209H209ZM208 210V211H209ZM219 210H220V208H219ZM232 210V209H231ZM235 210V209H234ZM246 210V209H245ZM244 210V211H245ZM249 210V209H248ZM255 210V209H254ZM254 210H251V211H254ZM260 210V209H259ZM8 212H12L13 213V211L10 209H8L7 210ZM49 211V210H48ZM122 211V210H121ZM145 211H147V210H145ZM153 211V210H152ZM188 211V210H187ZM199 211V210H198ZM214 211H217V210H214ZM227 211V210H226ZM230 211V210H229ZM239 211V210H238ZM238 211L237 212H235V215H236V213H238ZM263 211V210H262ZM4 212V211H3ZM6 212V211H5ZM15 212H16V209H15ZM19 212V211H18ZM36 212V211H35ZM52 212V211H51ZM110 212V211H109ZM148 212V211H147ZM155 212V211H154ZM158 212V211H157ZM165 212V210L163 211V213ZM171 212H172V210H171ZM178 213L179 214V211H175L174 213ZM196 212H197V210H196ZM195 212V215L198 213H196ZM202 212V211H201ZM205 212V211H204ZM210 212V211H209ZM211 212H213L212 211V209H211ZM257 212H259V211H257ZM2 213V212H1ZM11 213V214H12ZM45 213V212H44ZM57 213V212H56ZM81 213V212H80ZM115 214L117 213L116 211L114 212ZM122 213H123V211H122ZM144 213H146V212H144ZM150 213V212H149ZM148 213V214H149ZM189 212H187V214H188ZM203 213V212H202ZM218 213V212H217ZM244 213V212H243ZM9 214V213H8ZM23 214V213H22ZM22 214H21V216H22ZM34 214V213H33ZM38 214V213H37ZM53 214V213H52ZM51 214V215H52ZM54 214H55V210H54ZM118 214V213H117ZM159 214H160V212H159ZM169 214V213H168ZM171 214H173V212L171 213ZM185 214H186V212H185ZM190 214H191V212H190ZM199 214V213H198ZM206 214V213H205ZM221 214V213H220ZM223 214V213H222ZM261 214V213H260ZM259 214V215H260ZM1 215V214H0ZM10 215V214H9ZM41 215V214H40ZM77 215H78V218H79V212H77ZM110 215H114L113 213L112 214H110ZM120 215V214H119ZM143 215V214H142ZM150 215V214H149ZM149 215H147L146 214V216H149ZM192 215V214H191ZM200 216H201V214H199ZM202 215H204V214H202ZM208 215V214H207ZM216 215V214H215ZM224 215V214H223ZM237 215H239V214H237ZM236 215V216H237ZM247 215H249V214H247ZM264 215V214H263ZM2 216H3V214H2ZM5 216V215H4ZM13 216V215H12ZM18 216V215H17ZM26 216V215H25ZM34 216H36V214H34ZM34 216H32L30 219H32L33 220V218H34ZM39 216V215H38ZM37 216V217H38ZM80 216H81V214H80ZM109 216V215H108ZM125 216V215H124ZM145 216V215H144ZM155 216H157L156 214H155ZM158 216H160V215H158ZM166 216H168V215H166ZM178 216V215H177ZM219 216V215H218ZM232 216H234L233 215V213H232V215L231 216H229L230 218L232 217ZM242 216V215H241ZM19 217V216H18ZM39 217H41V216H39ZM38 217V218H39ZM48 217H50V216H46V217H44L43 219H42V221L45 223V225L46 224H52V220L51 219H49ZM54 217V216H53ZM120 217H122V216H119L118 218L120 219ZM153 217V216H152ZM151 217V218H152ZM163 217V216H162ZM173 217V216H172ZM180 217V216H179ZM190 217V216H189ZM194 216H192L191 217V219L193 220L194 218H193ZM205 217V216H204ZM212 217V216H211ZM211 217L210 218H208V219H210L211 220ZM223 217V216H222ZM224 217H226V216H224ZM238 217V216H237ZM261 217V216H260ZM259 217V218H260ZM17 218V217H16ZM26 218V217H25ZM37 218V219H38ZM75 218V217H74ZM82 218H83V216H82ZM111 218V217H110ZM116 219H117V217H115ZM115 218L113 219L114 221H115ZM123 218V217H122ZM157 218V217H156ZM166 218V217H165ZM168 218H170V217H168ZM183 218V217H182ZM184 218H186V217H184ZM184 218L183 219H181V217L180 218H178V219H181L182 221L184 220ZM202 218H203V216H202ZM216 218H218L217 216H216ZM215 218V219H216ZM236 217L234 216V219L233 218H231V219H233V220H231V221H234V220H236L235 219ZM240 218V217H239ZM252 218V217H251ZM0 219H2V218H0ZM24 219V218H23ZM22 219V220H23ZM34 219H36V218H34ZM57 219V218H56ZM124 219V218H123ZM123 219H120V220H123ZM176 219V218H175ZM189 219V218H188ZM214 219V220H215ZM221 219V218H220ZM226 219H228V218H226ZM248 219H249V217H248ZM254 219V218H253ZM7 220V219H6ZM13 220V219H12ZM15 220V219H14ZM26 220H27V218H26ZM29 220V219H28ZM109 220H112V219H109ZM165 220V219H164ZM168 220V219H167ZM217 220V219H216ZM216 220H215V224H217L216 223ZM223 220V219H222ZM242 219H240V222L242 223V221H241ZM255 220V219H254ZM5 221V220H4ZM9 221V220H8ZM21 221V220H20ZM34 221V220H33ZM36 221V220H35ZM56 221V220H55ZM70 223H71V221L70 220H68ZM79 221V220H78ZM77 221V222H78ZM107 221H108V218H107ZM113 221V222H114ZM154 221H156L155 220V218H154ZM174 221H176V220H174ZM196 221H198V220H196ZM196 221H193V222H195L196 223ZM209 221V220H208ZM213 221V220H212ZM227 222H226V224L228 225V224H230V226L232 227V225L234 226L235 224H236V222L234 223V222H232V223H229L228 222V220H226ZM238 221V220H237ZM249 221V220H248ZM257 221H258V219H257ZM16 222V221H15ZM38 222V221H37ZM57 222V221H56ZM79 222H82L81 220L79 221ZM109 222H111V221H109ZM117 222H118V220H117ZM126 222H127V220H126ZM160 222V221H159ZM171 222V221H170ZM179 222V221H178ZM186 222V221H185ZM189 222H191L190 220H189ZM204 222V218H203V221H202V223ZM207 222V221H206ZM205 222V223H206ZM225 222V221H224ZM239 222V221H238ZM252 222V221H251ZM260 222V221H259ZM39 224L41 223V222H38ZM37 223V224H38ZM59 223V222H58ZM67 223V222H66ZM74 223V222H73ZM72 223V224H73ZM84 223V222H83ZM85 223V224H86ZM130 223H132V222H130ZM135 223V222H134ZM169 223V222H168ZM176 223V222H175ZM183 223V222H182ZM192 223V222H191ZM194 223V224H195ZM201 223V222H200ZM214 223V222H213ZM222 223V222H221ZM245 223H247V222H245ZM248 223H250V221L248 222ZM17 224H18V222H17ZM34 224V223H33ZM79 224V223H78ZM117 224V223H116ZM128 224H129V222H128ZM133 224V223H132ZM150 224V223H149ZM166 224H167V222H166ZM170 224V223H169ZM171 224H173L174 225V223H171ZM187 224H189V223H187ZM198 224V223H197ZM196 224V225H197ZM210 224V223H209ZM211 224H212V222H211ZM219 224V223H218ZM217 224V225H218ZM232 224V225H231ZM11 225H13V222H12V224L10 223V226ZM22 225V224H21ZM24 225H25V223H24ZM28 225L30 226V223H28ZM44 224L42 223V226H43ZM59 225V224H58ZM57 225V226H58ZM70 225V224H69ZM121 225V226H122ZM154 225V224H153ZM206 225H207V223H206ZM257 225V224H256ZM19 226V225H18ZM41 226V225H40ZM51 226V225H50ZM82 226H83V224H82ZM108 226V227H107ZM129 226V225H128ZM131 226H133V225H131ZM150 226H151V224H150ZM155 226V225H154ZM169 226V225H168ZM188 226V225H187ZM186 226V227H187ZM193 226V223L192 224H190V227H192ZM210 226V225H209ZM207 227V228H210V227ZM213 226V225H212ZM211 226V227H212ZM255 226V225H254ZM6 227V226H5ZM15 227H16V225H15ZM24 226H22L21 228H23ZM31 227V226H30ZM35 227H37L36 226V224H35ZM44 227V226H43ZM47 227V226H46ZM53 227V226H52ZM78 227V226H77ZM79 227H81V226H79ZM113 227V226H112ZM159 227V226H158ZM172 227V226H171ZM194 227V226H193ZM197 227V226H196ZM221 227V226H220ZM223 227H225V226H223ZM223 227L221 228L222 230H224L223 229ZM227 227H229V226H227ZM226 227V228H227ZM230 227V228H231ZM238 227V226H237ZM17 228V227H16ZM20 228V229H21ZM32 228H34V227H32ZM61 228H62V226H61ZM73 228H75V227H73ZM114 228V227H113ZM129 228H130V226H129ZM128 228V229H129ZM160 228H161V226H160ZM183 228H185V227H183ZM195 228V227H194ZM233 228V227H232ZM231 228V229H232ZM11 229V228H10ZM54 229V228H53ZM66 230L68 229V228H65ZM69 229H70V227H69ZM118 229V228H117ZM119 229V230H120ZM220 229V228H219ZM242 229H243V227H242ZM252 229V228H251ZM17 230V229H16ZM31 230V229H30ZM37 232H33V235H34V233H35V235H36V233L37 234H39L40 232H39V230L40 229H38L37 228ZM47 230V229H46ZM130 230V229H129ZM162 230H163V228H162ZM185 230V229H184ZM190 230H194V232L193 233H195V229H189V231ZM210 230V229H209ZM236 230V229H235ZM235 230H232V231H235ZM247 230H249V229H247ZM263 230V229H262ZM2 230H0V232H1ZM18 231V230H17ZM23 231V230H22ZM21 231V232H22ZM25 231V230H24ZM34 231H36V229H34ZM54 231V230H53ZM52 231V232H53ZM57 231V230H56ZM69 231V230H68ZM67 231V232H68ZM117 232L118 234H119V237L118 236H115L114 234H115V232ZM121 231V230H120ZM164 231V230H163ZM216 231V230H215ZM252 231V230H251ZM9 232V231H8ZM12 232V231H11ZM47 232H48V230H47ZM49 232H50V230H49ZM58 232V231H57ZM127 232V231H126ZM158 232V231H157ZM186 233H187V231H185ZM190 232H192V231H190ZM190 232L187 234V236L190 234ZM202 232V231H201ZM218 232V231H217ZM255 232H256V230H255ZM29 233V232H28ZM27 233V234H28ZM45 233H46V231H45ZM70 233H71V231H70ZM70 233L68 234V235H70ZM184 233V232H183ZM182 233V234H183ZM199 233V232H198ZM205 233H207V231H205ZM204 233V234H205ZM18 234H19V232H18ZM17 234V235H18ZM26 234V235H27ZM32 234V233H31ZM50 234V233H49ZM52 234V233H51ZM53 234H55V232L53 233ZM121 234V235H120ZM173 234V235H172ZM174 234H176V235H174ZM192 234V233H191ZM190 234V235H191ZM197 234V233H196ZM218 234H219V232H218ZM252 234V233H251ZM9 235H11V234H9ZM13 236H14V234H12ZM20 235V234H19ZM40 235V234H39ZM39 235H37L38 237H39ZM43 235V234H42ZM163 235V234H162ZM161 235V236H162ZM171 235V236H170ZM201 235V234H200ZM205 235H207V234H205ZM205 235H203L204 237H205ZM217 235V234H216ZM245 235H247V234H245ZM261 235V234H260ZM13 236H11V238L13 237ZM50 236V235H49ZM55 236V235H54ZM64 236H66V235H64ZM160 235L157 237V238H159V237H161ZM217 236H220V235H217ZM28 237V236H27ZM38 237H36L37 239H38ZM56 237V236H55ZM163 237V236H162ZM180 237H182V236H180ZM208 237H209V234H208ZM208 237H205V240H208L207 238ZM231 238H232V235L230 236ZM251 237H252V235H251ZM16 238V237H15ZM29 238V237H28ZM32 238V237H31ZM46 238H51V237H46ZM59 238V237H58ZM61 238V237H60ZM63 238V237H62ZM65 238V237H64ZM30 239V238H29ZM33 239V238H32ZM32 239H30V240H32ZM56 239H57V237H56ZM175 240L174 242L175 243H177L178 242V240L177 239H179L180 241H179V244L177 243V244H173L172 242H171V240ZM224 240H222L221 239V243L223 242V241H226V237H224L223 238ZM12 240V239H11ZM10 240V241H11ZM21 240H23V237L21 238ZM28 240V239H27ZM41 240H43V239H41ZM45 240V239H44ZM51 240V239H50ZM53 240H55V239H53ZM57 240H60V239H57ZM29 241V240H28ZM97 241H99V242H97ZM159 241V240H158ZM241 241V240H240ZM245 241H247V240H245ZM21 242V241H20ZM24 242H26L25 241V238H24ZM34 242H36V241H34ZM48 241H46L45 242V244L47 243ZM51 242V241H50ZM18 243H19V241H18ZM28 243V242H27ZM27 243H25V244H27ZM29 243H31L32 244V242H29ZM187 243V244H188ZM207 243H208V245H207ZM223 243H225V242H223ZM249 243V242H248ZM186 244V245H187ZM204 244V245H203ZM235 244V243H234ZM262 245L264 244V243H261ZM9 245V247L10 248H12V247H15V246H17L16 244H8ZM49 245H51V244H49ZM53 245V244H52ZM218 245V244H217ZM223 245V244H222ZM228 246V245H227ZM235 246H237V245H235ZM43 247V246H42ZM51 247V246H50ZM224 247V246H223ZM222 247V248H223ZM229 247V246H228ZM238 247H239V245H238ZM34 248V247H33ZM53 248V247H52ZM210 248H212V249H210V250H212L213 251V247H210ZM48 249H49V246H48ZM118 249H117V251H118ZM216 249H219V248H215V250ZM233 249V248H232ZM239 249V248H238ZM45 250H46V248H45ZM207 250H208V248H207ZM228 250V249H227ZM231 250V249H230ZM234 250H236V248L234 249ZM233 250V251H234ZM33 251V250H32ZM31 251V252H32ZM120 251V250H119ZM109 252V253H110ZM216 252V251H215ZM219 252V251H218ZM238 252H239V250H238ZM34 253V252H33ZM54 253V252H53ZM59 253V252H58ZM57 253V254H58ZM115 253V252H114ZM118 253V252H117ZM116 253V254H117ZM208 253H209V250H208ZM210 253H211V251H210ZM213 253H214V251H213ZM213 253H211V254H213ZM225 253H226V251H225ZM41 254V253H40ZM56 254V253H55ZM120 254H122V253H120ZM232 254V253H231ZM243 254H245V252H242V256H243V258H242V256L240 257V258H242V259H244V260H248V257L247 256H249V255H246L247 254V252H246V257H244V255ZM50 255L52 256V254H49V255H47L46 254V256L45 255H42L41 257L39 256V258L37 259L40 263H42V264H44V263H46L47 261H49L50 260ZM118 255V254H117ZM216 256H217V254H215ZM233 255H235L234 253H233ZM241 255V254H240ZM49 256V257H48ZM60 256V255H59ZM109 256H110V258H111V255L109 254ZM119 256L120 255H118L117 257L119 258ZM122 256V255H121ZM198 256V257H197ZM203 256H206V254L205 255H203ZM209 256H211V255H209ZM221 256L222 255H220V256H217L218 258H221ZM53 257H56V256H53ZM206 257H208V254H207V256ZM233 257V256H232ZM113 258H114V256H113ZM203 258V257H202ZM214 258V257H213ZM246 258V259H245ZM57 259H59V258H57ZM56 259V260H57ZM63 259V258H62ZM66 259V258H65ZM114 259H116V258H114ZM122 259V258H121ZM125 259V258H124ZM209 259V261H210V259L211 258H208ZM207 259V260H208ZM238 259H239V256H238ZM241 259V260H242ZM250 259V258H249ZM52 260V259H51ZM55 259H53V261L55 262L56 261ZM73 260V261H74ZM205 260V259H204ZM203 260V261H204ZM218 260V259H217ZM235 260H237V258L235 259ZM60 261V260H59ZM58 261V262H59ZM120 261H122V260H120ZM125 261V260H124ZM123 261V262H124ZM186 261V260H185ZM199 261V260H198ZM203 261H200V262H203ZM206 261V260H205ZM219 261V260H218ZM218 261H217V263H218ZM250 261V260H249ZM256 261V260H255ZM67 262H69L68 260H67ZM72 262V261H71ZM128 262H124L125 264H127ZM199 262V263H200ZM212 262V261H211ZM220 262H222V261H220ZM238 262V261H237ZM240 262V264H242L241 263V261H239ZM239 262H238V264H239ZM63 263H64V260H63ZM123 263V264H124ZM206 263V262H205ZM207 263H210V262H207ZM213 263H214V261H213ZM230 263H232V264H234L233 263V260H231L230 261ZM246 263V262H245ZM254 263H256V262H253V263H251V264H254ZM259 263V262H258ZM258 263H256V264H258ZM53 264H55V263H53ZM57 264V263H56ZM69 264V263H68ZM201 264V263H200ZM203 264V263H202ZM223 264H225L224 262H223ZM247 264H250V263H247ZM260 264V263H259Z\"/></svg>","mask_w":264,"mask_h":264}]
</instances>
